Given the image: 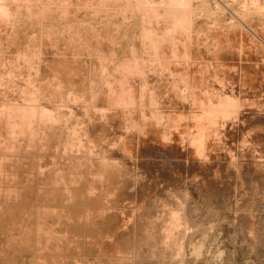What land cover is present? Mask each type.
<instances>
[{
  "label": "bare ground",
  "instance_id": "obj_1",
  "mask_svg": "<svg viewBox=\"0 0 264 264\" xmlns=\"http://www.w3.org/2000/svg\"><path fill=\"white\" fill-rule=\"evenodd\" d=\"M216 1V0H215ZM202 2V1H200ZM234 2V1H232ZM260 2V1H259ZM193 0H0V260H4L7 258V254H13V255H17L16 252L18 250V245L22 244L23 250H20L19 252H23L25 251L28 247V244H30L31 242H38L39 240L41 241V239L43 238V235L46 237L45 240L46 242H50L49 240H51L49 237L54 235V231H53V225H55L54 223L56 222V227H60L56 230V234H60L61 233H68V234H74V232L78 229H80L82 227V225L84 226L83 230L87 229L89 232L92 230H95L94 225L96 222L95 221H91L93 222L91 224V222H89L90 219L95 218L94 214L95 213H103V211H96L97 208L101 209L104 206V200H108L106 199V193L108 191L113 192L112 194H114L115 191H119L120 188L117 186V182L118 180L123 176L122 174L124 172H128L129 170L128 167H124L122 165V167H124L126 170L123 169V173H122V169L120 168L121 166L118 167L119 163H114L113 161L111 162V159L113 158L112 154H110L112 151V149H107L108 148V143L104 142L105 138H108V135H102V137H97L96 135L98 134L97 131L99 130H108V132H110L111 130H114V127L112 129L110 128V126L108 124H112L113 125H117L119 123V121L121 122L122 119H124L123 117H127L126 114L130 113V109L134 110L135 108H139V106L142 105L141 102H143V100H147L148 102V106L149 108L151 107V105L153 106L158 98L160 100V97L158 94H160L163 88L160 90L159 85L158 87L155 89V87H152L154 85H150L151 83V78H153L154 80H152L153 82H157L156 81V77H151L148 79V75L145 76V67L150 68V65H153V67L155 66V64L157 66H159L156 71L158 72V70L163 71L162 73H164V71L171 73V75L173 74L172 72L175 70L172 66L175 65V63H180L183 66L192 64L193 60V55L195 56V54H197L198 52L202 55V53L207 52L208 50L205 49H199V48H195V46H198L201 44V36L200 38L194 35L195 33H197V28L199 27L198 25H200V21L202 22L201 18H203L204 16L202 15V17L197 15V12L195 11L196 7L194 6L195 4H193ZM196 3V2H195ZM257 4V3H255ZM202 5V4H201ZM254 4H252L253 6ZM207 6V5H205ZM251 6V7H252ZM257 6V5H256ZM218 8V7H217ZM256 8V7H255ZM259 8V7H258ZM250 9V8H249ZM257 9V8H256ZM260 10V9H259ZM205 11V10H204ZM218 11V10H217ZM263 11V10H262ZM201 12V11H200ZM219 12V11H218ZM220 13V12H219ZM90 15L89 17H92V15L94 17L97 18V16H105L107 18L104 17V20L107 21H112L114 18L113 16L117 17H121V19H117L118 21H116V18L114 21V24H118L117 28H119V30H125V32L123 33V35L121 34V36H124V39L126 38L125 35L127 36L128 34L130 37H132L131 42L129 44L134 45V47H129L130 45L126 42H124L123 40H118L119 37L118 35H116V33L114 35L116 36H111L113 39L115 37H118V42H122V44L118 45L120 50H121V46L126 44L125 49H127V45L128 46V51L131 50V52H129L130 56L129 57H123L122 54H126V53H122V50L124 48H122V50L120 51L122 54H120L121 57L119 56H114L112 55L114 53V51H112V56L113 57H118V61L117 59L114 60V62L117 61L116 64H113V59L110 58V51L108 52L107 45H104L105 43L110 44L109 42L112 43L111 41H108L107 38H105V40H107V42L104 41V47L105 50L109 53L108 56L109 58L112 60L110 61L109 59V64L111 62V65H108V61H106L105 58L101 59L104 60L106 62V65L102 63H100V66L97 64V57L95 58V54H91L95 59H94V64L96 63L98 66L95 70V66L94 65V73H97L94 77L92 76L91 78H87V79H81L79 74L76 75V73L74 72V74L78 77V79L76 80H69L68 81H64V78H60L61 72H60V76L58 77L59 79H52V80H48L44 77L43 74L44 70H46L47 68L50 69L51 66H47L48 60L46 61V59H44L43 57L44 52L46 49H44L45 45H48L50 42L49 38L51 37L50 34H57L61 33V32H66L70 30H75V32L77 31V33H84V37L83 35L80 38V41H82V45L86 44V47H88L87 43H88V38L93 36V33H97L96 30H94L95 24L94 22L96 21V18H90V21L85 20V18L87 17L86 15ZM214 14V13H212ZM249 14V13H248ZM248 14H245L248 16ZM215 15V14H214ZM219 15V14H218ZM244 15V17H245ZM250 15V14H249ZM262 15L264 16V12L262 13ZM85 16V17H84ZM111 16V19H110ZM257 16V15H256ZM261 16V15H259ZM251 17V16H250ZM249 17V18H250ZM243 18V17H242ZM246 18V17H245ZM261 18V17H260ZM264 18V17H263ZM80 19V20H79ZM89 19V18H86ZM208 19V18H207ZM248 19V18H247ZM78 20V22H76ZM91 20H95L94 22ZM206 20V19H205ZM209 20V19H208ZM239 20V17H238ZM102 20H100L99 23H101ZM102 21V24H103ZM106 21V22H107ZM216 21V20H215ZM243 21V20H242ZM82 22L87 23V25L85 26ZM97 22V21H96ZM110 25H114V24ZM118 22V23H117ZM262 22V21H261ZM76 24V28L75 26L73 27L72 24ZM81 24L80 27L79 24ZM215 23V22H214ZM234 23V22H233ZM232 23V24H233ZM101 24L100 27H103L106 23H104L103 25ZM108 24V22H107ZM204 24V23H202ZM230 24V23H229ZM68 26L70 28L66 29L67 31H65V26ZM109 25V24H108ZM105 25V26H108ZM126 25V28H124ZM231 25V24H230ZM78 26L80 28H78ZM99 26V25H96ZM116 26V25H115ZM254 26V25H253ZM28 27L29 29L26 30L27 33H25L26 35H22V33H24V28ZM100 27H98L99 29H101ZM114 27V26H113ZM123 27V28H122ZM223 27V26H222ZM221 27V28H222ZM228 27V26H227ZM108 29V27H103V29ZM114 29V30H117ZM217 28V27H216ZM27 29V28H26ZM95 29H97L95 27ZM99 29H97L98 31H100ZM111 29V28H110ZM209 29V28H208ZM227 29V28H226ZM72 30V31H73ZM102 30V29H101ZM109 30V29H108ZM123 30V31H124ZM206 30V29H205ZM214 30V29H213ZM263 30V29H262ZM71 31V32H72ZM103 31V30H102ZM112 31V30H111ZM196 31V32H195ZM202 31V30H200ZM230 31V30H229ZM232 31V30H231ZM245 31V30H244ZM105 32V31H104ZM107 32V31H106ZM109 32V31H108ZM107 32V33H108ZM119 32V31H118ZM117 32V34H118ZM122 32V31H121ZM19 34L18 35H16ZM49 33V34H47ZM73 34H75L74 32H72ZM76 33V35H77ZM78 33V34H79ZM99 33V32H98ZM102 33V32H100ZM110 33V32H109ZM108 33V34H109ZM120 33V32H119ZM199 33V31H198ZM244 33V32H243ZM48 39H47V36ZM63 34V33H62ZM61 34V35H62ZM70 34V33H69ZM103 34V33H102ZM201 34V33H200ZM208 34V33H207ZM233 34V33H232ZM245 34V33H244ZM46 36V40L44 39V37ZM91 35V36H90ZM98 36V38L100 40H104L103 37H99V35L101 34H95ZM93 36V37H97V36ZM107 36V34H104L103 36ZM111 35V34H109ZM205 35V34H203ZM202 35V36H203ZM209 35V34H208ZM219 35V34H217ZM226 35V34H225ZM230 35V34H229ZM21 36V37H20ZM63 36V35H62ZM62 36L60 37L58 34V37L61 39ZM65 36V34H64ZM63 36V37H64ZM68 36V33L65 37ZM74 36V35H73ZM85 36H89L88 38ZM213 36H216L213 34ZM220 36V35H219ZM54 37V36H52ZM71 38L72 36H68V38ZM76 37V36H74ZM72 37V38H74ZM77 37V38H78ZM83 37V39H82ZM92 37V38H93ZM129 37V40H130ZM207 37V36H206ZM218 37V36H217ZM216 37V39H218ZM26 40V43H22L25 44V50L23 49V46L21 48H19V44L18 39ZM56 38V37H55ZM67 38V39H68ZM78 38V39H79ZM98 38L95 39L97 41L96 42H100V48L101 51L99 50V52H102V48L103 46H101V41H98ZM102 38V39H101ZM201 39L200 41L198 40ZM243 38V37H242ZM53 39V38H51ZM63 39V38H62ZM66 39V38H65ZM76 39V38H75ZM82 39V40H81ZM88 39V40H87ZM92 39V40H94ZM110 39V38H109ZM123 39V38H122ZM128 41V37L126 38ZM125 39V40H126ZM17 40V42H16ZM23 40V42H25ZM48 40V41H47ZM64 40V39H63ZM62 40V41H63ZM83 40H87V43H83ZM115 40V39H114ZM113 40V42H115ZM206 40V39H205ZM35 41V43H34ZM53 42L56 43L55 40H52ZM51 41V42H52ZM69 42H73L72 39L68 40ZM76 41V40H75ZM79 41V44H80ZM91 41V39H90ZM89 41V42H90ZM200 43H199V42ZM212 41V40H211ZM251 41V40H250ZM12 42V43H11ZM58 42V40H57ZM103 42V41H102ZM117 42V43H118ZM124 42V44H123ZM243 42V41H242ZM2 43H6V45L9 43L11 44V46L17 47V49H12L15 51H11V55H6L5 50L3 49V44ZM20 43V42H19ZM55 43H52L53 45ZM63 43V42H62ZM66 43V41H65ZM74 43V42H73ZM78 46H80L77 41L75 42ZM74 43V44H75ZM94 43V44H95ZM204 43V42H203ZM208 43V42H207ZM229 43V42H228ZM236 43V42H235ZM254 43V42H253ZM21 44V43H20ZM39 44L38 49L35 48L37 45ZM59 44L60 40H59ZM58 44V45H59ZM68 44V43H66ZM113 44V43H112ZM111 45H109L108 48H110ZM116 44V43H114ZM113 44V45H114ZM230 44V43H229ZM248 44V43H247ZM255 44V43H254ZM57 45V44H56ZM63 45V44H62ZM61 45V46H62ZM70 45V43L68 44ZM72 45V43H71ZM76 45V46H77ZM81 45V46H82ZM89 45H91L89 43ZM242 45V44H241ZM9 45H7L8 47ZM35 46V47H34ZM38 46V45H37ZM50 46V44L48 45ZM60 46V47H61ZM64 46V45H63ZM67 46V45H66ZM77 46V47H78ZM94 45L92 44L91 48ZM96 46H99V44L97 43V45H95V47H93L92 49L95 48V50L92 52L88 51V53H94L96 51ZM116 46V45H114ZM203 47L207 46L206 43H204V45L202 44ZM220 46V45H219ZM247 46V45H246ZM9 47V48H10ZM34 47V49L32 48ZM47 47V46H46ZM55 45H54V49H55ZM58 47V46H57ZM56 47V48H57ZM59 47V48H60ZM72 46L66 47V48H70ZM75 47V45H74ZM73 47V48H74ZM83 47V46H82ZM85 47V48H86ZM90 47V46H89ZM103 47V49H104ZM210 47V46H209ZM217 47V46H216ZM232 47V46H231ZM254 47V46H253ZM6 48V47H5ZM30 48H32L33 50H30ZM63 48V47H62ZM73 48H70V51L72 53ZM81 48V47H80ZM91 48H89L88 50H91ZM112 48V47H111ZM116 48V47H115ZM114 48V50H115ZM131 48V49H129ZM202 48V47H200ZM211 48V47H210ZM20 49V50H19ZM37 49V50H36ZM61 49V48H60ZM79 49V48H78ZM82 49V48H81ZM118 48H116L117 50ZM166 51L168 50V54L166 56H159L161 53H165L162 51ZM7 50V49H6ZM9 51L11 49H8ZM53 50V49H52ZM56 50V49H55ZM58 51H55L54 54L57 52H59V49H57ZM64 50V49H61ZM75 50V49H74ZM80 50V49H79ZM86 50V49H85ZM98 50V49H97ZM220 50V49H219ZM241 50V49H240ZM256 50V49H255ZM7 51V52H9ZM51 51V50H50ZM66 51V50H65ZM70 51L67 53L70 55ZM77 49H76V55H77ZM84 51V49H83ZM87 51V50H86ZM170 51V52H169ZM257 51V50H256ZM255 51V52H256ZM14 52V53H12ZM49 52V51H47ZM67 52V51H66ZM82 52V51H80ZM85 52V51H84ZM84 52H82L83 54H85ZM98 52V51H97ZM99 52H98V56H99ZM116 52V51H115ZM119 52V49H118ZM118 52H116L118 54ZM125 52V51H124ZM161 52V53H160ZM215 52V51H214ZM53 53V52H52ZM63 53V51H62ZM65 53V52H64ZM63 53V54H64ZM79 53V52H78ZM146 55H144V54ZM158 53H160L158 55ZM198 53V55H199ZM213 53V52H212ZM219 52H216V56H218ZM246 53V52H245ZM10 54V52H9ZM53 54V55H54ZM61 54V53H60ZM59 54V55H60ZM63 54L60 55V60L61 57H64ZM66 54V55H67ZM75 54V53H73ZM72 54V55H73ZM103 54L104 50H103ZM127 53V55H129ZM170 54V56L167 59V56ZM209 54V52L207 53ZM221 54V53H220ZM242 54V53H240ZM251 54V53H250ZM48 55V54H46ZM56 55V54H55ZM65 55V56H66ZM79 56V55H77ZM81 55V54H80ZM119 55V54H118ZM210 55V54H209ZM207 55V56H209ZM214 55V56H215ZM230 55V54H229ZM255 55V54H254ZM8 56V57H7ZM52 56V55H51ZM85 56V55H84ZM82 56V57H84ZM87 56V54H86ZM90 56V54H89ZM92 56L91 60H92ZM103 56V55H101ZM107 56V55H105ZM111 56V57H112ZM204 56V55H203ZM215 56V57H216ZM49 57V56H48ZM54 56L50 57L53 58ZM58 57V56H56ZM56 57H54L55 59H57ZM68 57V56H67ZM68 57V58H70ZM74 57V55L72 56ZM81 57V58H82ZM166 57V58H165ZM196 57V56H195ZM194 57V58H195ZM211 57V56H210ZM232 57V56H231ZM246 57V56H245ZM248 57V56H247ZM59 58V57H58ZM80 58V57H79ZM78 58V59H79ZM85 58V57H84ZM83 58V59H84ZM88 58V57H87ZM99 58V57H98ZM108 58V57H106ZM121 58V59H119ZM164 60H163V59ZM193 58V59H194ZM221 58V57H220ZM244 58V57H243ZM49 59V58H48ZM67 59V58H66ZM71 59V58H70ZM73 59V58H72ZM71 61L73 62L74 60H78L77 58H75L74 60ZM82 59V60H83ZM99 59V60H100ZM166 59V60H165ZM196 59V58H195ZM198 59V58H197ZM44 60V61H43ZM59 59H57L56 61H58ZM65 60V59H62ZM61 60V61H62ZM81 61V59H79ZM85 60V59H84ZM90 60V61H91ZM100 60V61H101ZM191 61V63H189ZM220 59H218L219 62ZM50 61V60H49ZM53 62L55 60H52ZM70 61V64H71ZM79 61V62H80ZM86 61H88L86 59ZM85 61V63H86ZM93 61V60H92ZM91 61V62H92ZM99 61V62H100ZM45 62L47 63L46 66L44 65ZM52 65L55 64L56 62L53 63ZM60 63V61H58ZM57 62V64H58ZM69 62V60H68ZM67 62V63H68ZM77 62V61H76ZM78 62V63H79ZM84 62V61H83ZM89 62V61H88ZM196 62V61H195ZM199 62V61H198ZM197 62V63H198ZM201 62V60H200ZM217 62V61H216ZM217 62V63H218ZM66 63V64H67ZM75 63V62H74ZM84 63L83 67H86V64ZM90 63V62H89ZM196 63V64H197ZM209 63V61H208ZM208 63L207 65H204L202 67L206 68L208 67ZM216 63V64H217ZM221 63V62H220ZM233 63V62H232ZM61 64L66 65L65 62L63 61L62 63H60L59 68H61ZM148 64V65H147ZM180 64L176 65L179 66ZM195 64V65H196ZM213 64V63H212ZM222 64V63H221ZM253 64V63H252ZM251 64V65H252ZM77 66V64H74ZM72 65L73 67H76ZM92 65V64H91ZM90 65V66H91ZM146 65V66H145ZM200 65V63H198V65L196 66V70L197 67ZM210 65V63H209ZM215 65V63H214ZM220 64L215 65L217 67H219ZM230 65V64H229ZM263 65V64H262ZM56 66V65H55ZM71 66V65H70ZM67 66V67H70ZM88 66V65H87ZM86 67V69L88 70V68H93V65L90 67ZM145 66V67H144ZM155 66V67H157ZM182 66V67H183ZM190 66V65H189ZM212 65H210L209 67H211ZM222 66V65H221ZM224 66V65H223ZM261 66V65H260ZM58 67V66H57ZM56 67V68H57ZM73 67H71L72 69H74ZM82 67V66H81ZM151 66V68H153ZM181 67V65H180ZM195 68V66H192ZM192 67H184L181 68L184 71H179L180 74L181 72H185L186 70H188L190 68V71L194 68ZM201 67V66H200ZM214 67V66H213ZM231 67V66H230ZM256 67V66H255ZM258 67V66H257ZM64 68V66L62 67V69ZM146 68V69H147ZM173 68V69H172ZM221 68V67H219ZM238 68V67H237ZM235 69L238 70V69ZM69 69V68H68ZM71 69V70H72ZM79 69V68H78ZM77 69V70H78ZM82 69V68H81ZM80 69V70H81ZM85 69V68H84ZM90 69V70H91ZM178 69V68H177ZM180 69V68H179ZM199 69V68H198ZM213 69V68H212ZM241 69V68H240ZM239 69V70H240ZM51 70V69H50ZM49 70V73H50ZM54 69H52L53 71ZM66 70V68H65ZM70 70V76L73 72V70ZM89 70V71H90ZM98 70V71H97ZM151 70V69H150ZM173 70V71H172ZM195 70V69H194ZM195 70V71H196ZM201 70V68H200ZM199 72L203 71L201 70ZM204 70V69H203ZM209 70H211L209 68ZM238 70V71H239ZM51 71V72H52ZM62 71V70H61ZM69 71V70H68ZM76 71V70H75ZM88 71V73H89ZM145 71V72H144ZM148 71V70H147ZM152 71H155V68L152 69ZM152 71L151 74L153 73ZM156 71L154 73H156ZM190 71H188L189 73H191ZM215 71V70H214ZM233 71V68L232 70ZM56 72V71H54ZM64 72V69L62 71V73ZM79 72V71H78ZM77 72V73H78ZM84 73H87L86 71H83ZM91 72V71H90ZM187 72V71H186ZM206 72V71H205ZM230 71H228L229 73ZM48 73V72H47ZM45 74L46 75H49ZM80 73V72H79ZM88 73L86 74L88 76ZM93 73V74H94ZM153 73V74H154ZM161 73V72H160ZM161 73V75H162ZM178 73V70L177 72ZM189 73H182L181 75L184 77H180L181 75L179 74V81L182 82V84L184 85V87L182 88V84L181 87L182 89H178L177 86L175 85V89L180 90L179 92H182L181 90H185L186 91H190L192 90L195 85L197 84L196 81L194 83H196L193 86H191L190 83V76ZM197 73L196 72H192V76H194L193 74ZM220 73V72H219ZM227 73V74H228ZM233 72H231L232 74ZM238 73V72H237ZM237 73H234L237 74ZM245 73V72H244ZM52 74L54 75V73L52 72ZM58 74V73H57ZM66 74V73H65ZM66 78L67 75H65ZM91 74V73H90ZM150 74V75H151ZM157 74V73H156ZM155 74V75H156ZM175 74V71H174ZM208 74V73H207ZM222 74V73H221ZM220 74V75H221ZM230 74V75H231ZM241 74V72H240ZM51 75V74H50ZM49 75V76H50ZM52 75V78H53ZM69 75V73H68ZM73 75V74H72ZM85 75L82 73V76ZM159 75V74H158ZM166 75V74H165ZM168 75V74H167ZM177 75V74H176ZM198 75H201V73H197L195 74V79ZM204 75V74H202ZM206 75V74H205ZM211 75V74H210ZM214 75V74H213ZM224 75V74H223ZM255 75V74H254ZM63 76V77H64ZM90 76V75H89ZM170 76V75H169ZM227 76V75H226ZM226 76H224V78H226ZM242 76V75H241ZM246 76V75H245ZM244 76V77H245ZM257 76V75H256ZM47 77V76H46ZM72 77V76H71ZM74 77V78H77ZM147 77V78H146ZM161 77V76H160ZM160 77H158V80L160 79ZM162 77H164V75H162ZM216 77V75L214 76V78ZM223 77V76H222ZM252 77V76H251ZM258 77V76H257ZM48 78V77H47ZM50 78V77H49ZM57 78V77H56ZM65 78V79H66ZM80 78V79H79ZM83 78H85L83 76ZM138 78V79H137ZM165 78V77H164ZM175 78V77H174ZM199 78V77H198ZM213 78V80H214ZM217 78V77H216ZM234 78V77H233ZM236 78V75H235ZM247 78V77H246ZM245 78V79H246ZM256 78V77H255ZM262 78V77H261ZM72 79V78H70ZM173 79V78H172ZM192 79V78H191ZM201 79V78H200ZM211 79V78H209ZM258 79V78H257ZM256 79V80H257ZM162 80V79H161ZM164 80V79H163ZM212 80V79H211ZM229 80V79H228ZM239 80V79H238ZM249 80V79H248ZM165 81H167L165 79ZM172 81V80H171ZM194 81V79H193ZM202 81V79H201ZM204 81V80H203ZM201 82L202 84L204 82ZM231 81V80H230ZM259 81V80H258ZM139 82V83H138ZM160 82V81H159ZM177 82V81H173L172 83ZM211 82V81H210ZM229 82V81H228ZM138 83V85H137ZM171 83V84H172ZM200 83V85H202ZM212 83V82H211ZM215 83V82H213ZM244 83V82H243ZM252 82H250L251 84ZM156 84V83H155ZM165 84V83H163ZM176 84V83H175ZM179 84V83H177ZM218 84V83H217ZM240 84V83H239ZM180 85V84H179ZM193 85V83H192ZM199 85V86H200ZM245 85V84H244ZM262 85V84H261ZM260 85V86H261ZM151 86V87H150ZM156 86V85H155ZM166 86V84H165ZM174 86V84H173ZM197 86V85H196ZM206 86V85H205ZM208 86V84H207ZM210 86V85H209ZM217 86V85H216ZM230 86V85H229ZM241 86V85H240ZM248 86V84H247ZM203 87V86H201ZM214 87V85H213ZM212 87V88H213ZM233 87V86H232ZM245 87V86H244ZM138 89V92L136 89ZM170 88V87H169ZM197 88V87H196ZM199 88V87H198ZM219 88V87H218ZM256 88V87H255ZM157 89H159V91H161L160 93ZM173 89V87H172ZM171 89V90H172ZM245 89V88H244ZM243 89V90H244ZM134 90H136V92L138 93H134ZM164 90V89H163ZM167 90V88H166ZM195 90V88H194ZM197 90V89H196ZM153 91H157V92H153ZM165 91V90H164ZM175 91V90H174ZM203 91V90H202ZM223 91V90H222ZM168 93H170L169 91H167ZM191 92V94H190ZM188 94L190 95H185L186 93H182L185 98L188 97H194V100L197 99L196 94L192 91H190ZM199 91H197L198 93ZM201 92V91H200ZM199 92V93H200ZM217 92V91H216ZM165 93V92H163ZM166 93V94H168ZM171 93H173L171 91ZM207 94V92H205ZM223 93V92H222ZM231 93V91H230ZM233 93V92H232ZM181 94V93H180ZM181 94V95H182ZM193 94H195V96H193ZM238 94V93H237ZM244 94V93H243ZM164 95V94H163ZM163 95L161 96V98L163 97ZM178 95V94H177ZM182 95V96H183ZM199 96V94H197ZM204 95V94H203ZM226 96H218L217 98H211L212 100L215 99V101L213 102H207V106H205V104L203 105V102L200 103L201 107L198 110L200 112H195V114L197 115H192L194 117H192L194 119V121H189V123L191 122L192 125L194 127L190 128L191 132H195L192 134V138H187L190 141V146H189V150L190 152H192L193 154H195V156H197L199 161L198 164L196 163L195 165H198L202 168V163H203V155H205V152L208 151L207 150V144L210 143V141L212 142V137L214 136L215 132L214 129L213 130V126L217 125V122L220 121V124L222 125L223 123L225 124V122H229V120H231L232 118H235L238 115L239 112V108L241 107L239 99L237 100L235 97L233 96H227L228 94H223ZM169 96V94H168ZM167 96V97H168ZM215 96V94H214ZM212 96V97H214ZM170 97V96H169ZM174 97V95L172 96ZM208 97V96H207ZM218 97H220L218 99ZM147 98V99H144ZM166 97H164L165 99ZM175 98V97H174ZM177 98H180L179 96H177ZM175 98V99H177ZM183 98V97H181ZM202 101L204 100L203 97ZM138 99V100H137ZM140 99V104L138 107L136 106L139 102ZM163 99V98H162ZM168 99V98H167ZM184 99H181L184 101ZM193 99V98H191ZM199 99V98H198ZM197 99V100H198ZM208 98L205 99V102L207 101ZM216 99H218V101H216ZM246 99V98H245ZM158 100V101H159ZM170 100V99H169ZM172 100V99H171ZM178 100V99H177ZM193 100V101H194ZM197 100H195L194 102H196ZM200 100V99H199ZM210 100V99H208ZM248 100V98H247ZM246 100V101H247ZM256 100V99H255ZM264 100V99H263ZM138 101V102H137ZM161 101V100H160ZM189 101V100H188ZM250 101V100H249ZM253 101V99H252ZM162 102V101H161ZM173 102V101H172ZM178 102V101H177ZM186 102V100H185ZM189 104V102H186ZM199 102V101H198ZM201 102V101H200ZM146 103V102H145ZM143 104L146 106V104ZM158 103V102H157ZM156 103V104H157ZM197 103V102H196ZM155 104V105H156ZM161 104V103H159ZM182 104V103H181ZM191 104V103H190ZM79 109L78 112H74L75 110V106ZM142 105V106H143ZM158 105V104H157ZM156 105V106H157ZM162 105V104H161ZM178 105V104H177ZM195 105V104H192ZM198 105V104H197ZM160 106V105H159ZM158 106V109H159ZM179 106V105H178ZM183 106V104H182ZM189 106V105H187ZM191 106V105H190ZM196 106V105H195ZM243 106V105H242ZM144 107V106H143ZM168 107V106H167ZM171 107V106H170ZM169 107V108H170ZM174 107V106H173ZM192 107V106H191ZM76 108V109H77ZM118 108V109H117ZM134 108V109H133ZM142 108V107H141ZM149 108L145 110H149ZM176 108V107H175ZM185 108V107H183ZM243 108V107H242ZM121 109V110H119ZM143 109V108H142ZM141 109V110H142ZM157 109V108H156ZM155 109V110H156ZM165 109V107H164ZM163 108H161L160 110H163ZM167 109V108H166ZM179 109V108H178ZM188 109V108H187ZM124 110H129V111H124ZM131 110V111H132ZM140 110V109H137ZM144 109L142 110V113L144 115V118H146L145 116L149 115L146 113H150L153 116V119L155 120V127H157L158 129L160 128V124H161V117L163 116V120L165 115L167 116L168 114L164 113L165 115H160L161 113H156L153 112H147ZM152 110V109H151ZM180 110V109H179ZM184 110V109H183ZM192 110V109H191ZM197 110V109H194ZM243 109H240L239 115L241 114V111ZM113 111H117V113H112ZM136 111V110H135ZM158 111V110H157ZM166 111V110H165ZM169 111V110H168ZM262 111V110H261ZM140 112V111H139ZM138 112V114H139ZM161 112V111H160ZM167 112V111H166ZM172 112V111H171ZM171 112L169 114H171ZM174 112V111H173ZM177 112V111H176ZM190 112V111H188ZM249 112V111H248ZM134 113V111L132 112ZM175 113V112H174ZM125 114V116H124ZM136 114V115H138ZM140 112V115H142ZM154 114V115H153ZM163 114V112H162ZM180 114V112H179ZM183 114L185 115V113L183 112ZM188 114V113H187ZM186 114V115H187ZM246 114V113H245ZM248 114V113H247ZM252 114V113H251ZM255 114V113H254ZM128 114V117L129 118ZM142 115V116H143ZM176 115V114H175ZM182 115V113H181ZM190 114H188L189 116ZM119 121H118V117ZM134 116V115H133ZM150 116V115H149ZM172 116V115H171ZM179 117V115H177ZM187 116V117H188ZM191 116V115H190ZM242 116V115H241ZM240 116V117H241ZM244 116V115H243ZM131 117V116H130ZM136 117V116H135ZM138 117V116H137ZM140 117V116H139ZM173 117V116H172ZM169 117L170 119L175 118L176 116H174L173 118ZM184 118V116H182ZM180 118L183 120V118ZM239 117V118H240ZM132 118V117H131ZM143 118V117H142ZM141 118V119H142ZM143 118V119H144ZM149 117H147L148 119ZM152 118V117H150ZM168 118V116H167ZM166 118V119H167ZM189 118V117H188ZM185 117V119H188ZM238 118V119H239ZM242 118V117H241ZM240 118V120H241ZM245 118V117H244ZM247 118V117H246ZM245 118V119H246ZM116 119V120H115ZM126 119V118H125ZM137 119V118H136ZM134 118H132L131 122L133 120H136ZM140 119V118H139ZM140 119V120H141ZM165 119V120H166ZM177 121L179 120V118H177ZM184 119V120H185ZM237 120V118H235ZM244 119V120H245ZM162 120V121H163ZM168 120V119H167ZM192 120V119H191ZM234 120V119H232ZM125 122L127 121L124 120ZM130 121V120H128ZM145 121V120H144ZM173 121V120H171ZM176 121V120H174ZM181 120H179L180 122ZM238 121V120H237ZM250 121H251V117H250ZM253 123L251 124L253 128L259 129L258 131V136L261 138V140L259 139V141H263L264 142V117H253ZM251 121V122H252ZM123 122V121H122ZM124 122V123H125ZM138 122V121H137ZM148 122V120H147ZM151 122V121H150ZM178 122V123H179ZM226 122V123H227ZM240 122V121H239ZM163 123V122H162ZM169 123V121H168ZM171 123V122H170ZM174 123V122H173ZM242 123V122H241ZM130 124V123H129ZM136 124V122H135ZM139 124V122H138ZM145 124V123H144ZM143 124V125H144ZM167 124V123H166ZM165 122L163 125H166ZM177 124V123H176ZM176 124H174V126L176 127ZM223 124V125H224ZM126 125V124H125ZM134 125V124H132ZM140 125V124H139ZM186 125V124H185ZM220 125V126H221ZM147 126V125H146ZM154 126V125H152ZM167 126V125H166ZM212 126V127H211ZM232 126V125H231ZM239 126V125H238ZM247 126V125H246ZM117 127V126H116ZM133 127V126H132ZM137 127H139L137 125ZM187 127H189L187 125ZM217 130H219L218 126ZM215 127V128H216ZM223 127V126H222ZM230 127V126H227ZM130 128V127H129ZM143 128V126L141 127ZM152 128V127H151ZM156 128V130H157ZM162 128H166L164 126H161ZM170 128V127H169ZM172 128V127H171ZM174 128V127H173ZM177 128V127H176ZM179 128V127H178ZM212 128L214 134H211V130ZM225 128V127H224ZM240 128V127H239ZM252 128V129H253ZM123 129H126V127L121 128L118 127V132L121 133V131H123ZM138 128H136V130L132 133L134 134ZM182 129V128H181ZM185 129V128H183ZM208 129L211 131L209 132ZM234 129V127H233ZM116 130V129H115ZM144 130V129H143ZM148 130V129H147ZM160 130V129H159ZM165 130V129H163ZM168 130V129H167ZM216 130V131H217ZM223 130V129H222ZM221 130V131H222ZM230 130V129H229ZM235 130V129H234ZM238 130V128H237ZM242 130V129H240ZM244 130V129H243ZM248 130V129H247ZM117 131V130H116ZM131 131V130H130ZM141 130H139L140 132ZM161 131V130H160ZM171 131V130H170ZM175 131V130H174ZM189 131V132H190ZM236 131V130H235ZM129 132V131H128ZM156 132V131H155ZM169 132V131H168ZM166 132H161L160 134H158L157 131V138H159L163 142H167L166 140L170 137H166ZM172 132V131H171ZM183 132V131H182ZM188 131H185V133H187ZM220 132V131H219ZM227 132V131H225ZM257 132V131H256ZM101 133V131H100ZM112 133V131H111ZM114 133V132H113ZM112 133V135H113ZM124 133V131H123ZM127 133V132H126ZM126 133H124L126 135ZM144 133V132H143ZM148 133H150V131H148ZM184 133V134H185ZM224 132H222L223 134ZM236 133V132H234ZM232 132V134H234ZM110 134V133H109ZM137 134V132H136ZM153 134V133H152ZM150 134V135H152ZM169 135L173 134V133H168ZM190 134V133H189ZM188 134V135H189ZM221 134V135H222ZM225 134V133H224ZM231 134V135H232ZM244 134V133H243ZM111 135V134H110ZM122 135V134H121ZM132 135V134H130ZM149 135V136H150ZM187 135V134H186ZM213 135V136H212ZM226 135V134H225ZM106 136V137H105ZM129 136V135H128ZM136 138V135H134ZM140 136V135H139ZM148 136V137H149ZM212 136V137H211ZM216 136V135H215ZM218 136V134H217ZM216 136V137H217ZM230 136V135H229ZM233 136V135H232ZM236 136V134L234 135ZM238 136H239V132H238ZM114 137V136H113ZM133 137V136H132ZM131 137V138H132ZM142 137V136H141ZM140 137V138H141ZM147 137V136H146ZM154 137V135H153ZM152 137V138H153ZM173 137V135H172ZM183 137V136H182ZM185 137V136H184ZM187 137V136H186ZM185 137V138H186ZM191 137V136H190ZM221 137V136H219ZM218 137V138H219ZM225 137V136H224ZM223 137V138H224ZM228 137V136H226ZM247 137V136H246ZM130 138V137H129ZM134 138V137H133ZM140 138H138V140H140ZM156 138V139H157ZM167 138L165 141L164 139ZM171 138V137H170ZM222 138V137H221ZM234 138V137H233ZM238 138L240 139V136L237 137L236 140H238ZM248 138V137H247ZM256 138V137H255ZM142 139V138H141ZM155 139V137H154ZM157 139V140H159ZM212 139V140H211ZM217 139V138H216ZM226 139V138H225ZM228 139V138H227ZM232 139V138H231ZM252 139V138H251ZM258 139V138H257ZM256 139V140H257ZM108 140V139H107ZM137 140V139H136ZM145 140V138H144ZM148 140V138H147ZM150 140V139H149ZM180 140V139H179ZM220 140V139H218ZM242 140V139H241ZM248 140V139H246ZM245 140V142H246ZM117 141V140H116ZM120 141V140H118ZM126 141V139H125ZM124 141V142H125ZM133 141V140H132ZM230 141V140H229ZM109 142V141H108ZM113 142V141H112ZM111 142V143H112ZM146 142V140H145ZM154 142V141H153ZM171 142V141H170ZM181 142V140H180ZM218 142V141H217ZM228 142V141H227ZM239 142V140H238ZM241 142V141H240ZM257 142V141H256ZM261 142V143H263ZM120 143V142H119ZM135 143V142H134ZM139 143V142H138ZM142 143H144L142 141ZM155 143H157V141H155ZM159 143H161V141H159ZM158 143V144H159ZM177 143V142H176ZM174 142V145L176 144ZM226 143V142H225ZM229 143V142H228ZM234 143V142H233ZM244 143V142H243ZM252 143V142H250ZM249 143V144H250ZM100 144H102V147L100 146ZM123 144V143H122ZM127 144V143H126ZM131 144V143H130ZM137 144V143H136ZM152 144V143H151ZM162 144V143H161ZM161 144L155 146L154 144H152V152L156 153L157 155L160 156H165V158L172 156V152H177L179 150L178 147H173L172 146L168 147L169 145L166 146V144H164L166 147L164 148ZM171 145V143H169ZM185 144V142H184ZM182 143V146L184 145ZM119 145V144H118ZM129 145V144H128ZM133 145V144H132ZM138 145V144H137ZM139 148H142L143 144L139 143ZM147 145V142H146ZM179 145V144H178ZM187 145V144H185ZM215 145V144H214ZM213 145V146H214ZM224 145V144H223ZM99 150L97 149V147H99ZM114 146V145H112ZM120 146V145H119ZM122 146V145H121ZM125 146V145H124ZM135 146V145H134ZM176 146V145H175ZM252 146V145H251ZM116 147V145H115ZM145 147V146H144ZM150 147V150H151ZM180 147V146H179ZM186 147V146H185ZM188 147V146H187ZM232 147V146H231ZM235 147V146H234ZM239 147V146H238ZM103 148V149H102ZM121 148V147H120ZM118 150V146H117V150L119 151L117 153V150L115 149L116 153L119 154L121 152L120 149ZM127 147H125L126 149ZM130 148V147H129ZM132 148V147H131ZM146 148V147H145ZM212 148V146H211ZM249 148V147H248ZM135 149V147L133 148V150ZM138 149V146L137 148ZM144 149V148H142ZM141 149V150H142ZM183 149V148H182ZM215 149V148H214ZM212 149V150H214ZM221 149V148H220ZM109 150V151H107ZM129 150V149H128ZM140 150V149H139ZM175 150V151H174ZM224 150V149H223ZM222 150V151H223ZM232 150V149H231ZM124 151V149H123ZM130 151V150H129ZM149 151V150H148ZM146 149V153L148 152ZM185 151V150H184ZM182 151V154L183 152ZM211 151V149H210ZM221 151V152H222ZM230 151V150H229ZM228 151V152H229ZM240 151V150H239ZM259 151V150H258ZM112 156L111 158L110 155L108 157V155L105 156V154L108 153ZM114 152V151H113ZM135 152V151H134ZM143 152H145L143 150ZM151 152V153H152ZM180 152V151H178ZM177 152V153H178ZM216 152V151H215ZM96 153L100 154L96 156ZM122 153V152H121ZM125 153V152H124ZM124 153H122L124 155ZM127 153V152H126ZM150 152H148L149 154ZM150 153V154H151ZM214 153V152H213ZM115 154V153H113ZM115 154V161L116 162H120L121 159L120 157L116 158ZM121 154V155H122ZM134 153H132L133 155ZM139 154V152H138ZM210 154V153H209ZM120 155V154H119ZM118 155V156H119ZM136 155V154H135ZM141 155V154H140ZM178 155V154H177ZM184 155H186V153H184ZM188 155V154H187ZM208 155V153H207ZM257 155V154H256ZM125 156V155H124ZM146 156V154H145ZM193 156V155H192ZM248 156V155H247ZM122 157V156H121ZM128 157V156H127ZM126 157V158H127ZM131 157V156H130ZM152 157V156H151ZM172 157H175L174 155ZM195 157V158H197ZM223 157V156H222ZM108 158V159H107ZM124 158V157H123ZM135 158V157H134ZM137 158V157H136ZM142 158H144L142 156ZM186 158V157H184ZM189 158V157H188ZM193 158V159H195ZM207 158V157H206ZM250 158V156H249ZM255 158V157H254ZM110 159V160H109ZM114 159V158H113ZM119 161H117V160ZM129 159V158H128ZM164 159V157H163ZM171 159V158H170ZM231 159V157H230ZM100 161L101 163L104 162L105 160H108L110 163L108 162H104L102 165H100V163H97V161ZM126 160V159H125ZM148 160V159H147ZM146 160V161H147ZM153 160V159H152ZM155 160V159H154ZM158 160V159H157ZM233 160V159H232ZM231 160V161H232ZM239 160V159H238ZM250 160V159H249ZM258 160V159H257ZM98 161V162H99ZM130 161V159H129ZM136 161V160H135ZM139 161V160H138ZM145 161V160H144ZM160 161V160H159ZM178 161V159H177ZM207 161V160H206ZM253 161V160H252ZM132 162V161H131ZM149 162V161H148ZM151 162V161H150ZM149 162V164H150ZM168 162V160H167ZM165 162V163H167ZM180 162V161H179ZM205 162V160H204ZM212 162V161H211ZM217 162V161H216ZM227 162V161H226ZM130 163V162H129ZM183 163V162H182ZM194 163V161H193ZM192 163V164H193ZM228 163V162H227ZM233 163V162H232ZM249 163V162H248ZM99 164V165H98ZM124 164V163H123ZM155 164L152 163V165ZM168 164V163H167ZM184 164V163H183ZM189 164V163H188ZM224 164V163H223ZM222 164V166H223ZM234 164V163H233ZM238 164V163H237ZM253 164V163H252ZM97 165V166H96ZM121 165V163H120ZM130 165V164H128ZM166 165V164H165ZM194 164L192 165L194 168L198 169L197 166H195ZM212 165V164H211ZM215 165V164H214ZM220 165V164H219ZM227 165V164H225ZM230 165H232L230 163ZM236 165V164H235ZM246 165V164H244ZM249 165V164H248ZM256 165V163L254 164V166ZM263 165V164H262ZM126 166V165H125ZM135 166V165H134ZM149 166V165H148ZM160 166V165H159ZM182 166V164H181ZM187 166V165H186ZM185 166V168H186ZM204 166V165H203ZM206 166V165H205ZM216 166V165H215ZM221 166V165H220ZM247 166V165H246ZM253 166V167H254ZM152 169V166H150ZM156 167V166H155ZM189 167V166H188ZM214 167V166H212ZM217 167V166H216ZM228 167V166H227ZM226 167V168H227ZM232 167V166H231ZM238 167V166H236ZM244 167V166H243ZM251 167V166H250ZM261 167V166H260ZM149 168V167H148ZM224 168V166L222 167ZM234 169V167H232ZM232 168H230V170L233 172ZM239 168V167H238ZM248 168V167H247ZM258 168V167H257ZM138 169V167H137ZM140 169V168H139ZM184 169V167H183ZM188 169V168H187ZM208 169V168H207ZM243 169V168H241ZM246 169V167H245ZM244 169V170H245ZM249 169V168H248ZM149 170V169H148ZM153 170V169H152ZM163 170V169H162ZM168 170V169H167ZM222 170V169H221ZM247 170V169H246ZM235 171H237L235 169ZM251 172V170H249ZM255 171V170H254ZM167 172V171H166ZM231 172V173H232ZM137 173V172H136ZM140 173V172H139ZM236 173V172H235ZM148 174V173H147ZM125 175V173H124ZM127 175V174H126ZM125 175V176H126ZM164 175V174H163ZM167 175V174H166ZM170 176V175H169ZM249 176V175H248ZM247 176V177H248ZM124 177V176H123ZM142 177V176H141ZM213 177V176H212ZM223 177V176H222ZM241 177V176H240ZM145 178V177H144ZM226 178V177H225ZM246 180L241 181V183L236 184L240 185L239 189L241 187V185L244 184V182L247 184H251L253 183V178H246L244 177ZM123 179V178H122ZM261 179V178H260ZM121 180V179H120ZM119 180V182H120ZM149 180V179H148ZM207 180V179H206ZM223 180V179H222ZM242 180V179H241ZM123 181V180H122ZM150 181V180H149ZM196 181V180H195ZM233 181V180H232ZM240 181V180H238ZM183 182V181H182ZM192 182V181H191ZM215 182V181H214ZM229 182V181H227ZM149 183V182H148ZM216 183V182H215ZM226 183V182H225ZM255 183V182H254ZM204 184V183H203ZM202 184V185H203ZM210 184V183H209ZM214 184V183H213ZM217 184V183H216ZM260 189L263 187L264 188V182H260L259 183ZM160 185V184H159ZM201 185V184H200ZM212 185V184H211ZM227 185V184H226ZM244 185V188H246ZM208 186V185H207ZM223 186V185H222ZM225 186V185H224ZM258 186V184H257ZM215 187V186H214ZM228 187V186H227ZM243 187V186H242ZM241 187V188H242ZM216 188V187H215ZM229 188V187H228ZM235 189V187H233ZM237 188V187H236ZM262 188V189H263ZM213 189V188H212ZM221 189V188H220ZM223 189V188H222ZM238 189V190H239ZM259 189V188H258ZM259 189V190H260ZM122 190V189H121ZM217 190V189H216ZM228 190V189H227ZM237 190V189H236ZM215 191V189H214ZM218 191V190H217ZM226 187L225 190H220L218 192H216L217 194H215V197L218 201L220 199L223 200V203H225V201L227 200L226 198L230 199L229 194H227L226 192ZM263 190H261L262 192ZM109 192L108 195L111 193ZM120 192V191H119ZM200 192V191H199ZM233 192V191H232ZM116 193V192H115ZM118 193V192H117ZM121 193V192H120ZM123 193V192H122ZM125 193V192H124ZM127 193V192H126ZM140 193V192H139ZM171 193V192H170ZM236 193V191H235ZM241 193V192H240ZM239 193V194H240ZM244 193V192H243ZM107 195V196H108ZM117 195V194H116ZM122 195V194H121ZM124 195V194H123ZM234 195V194H233ZM250 195V194H249ZM131 196V195H130ZM242 197V196H241ZM258 197V196H257ZM110 198V196H109ZM112 198V197H111ZM122 198V197H121ZM188 198V197H187ZM124 199V198H123ZM233 199V198H232ZM235 199V197H234ZM122 200V199H121ZM183 200V199H182ZM255 200V199H254ZM113 201V200H112ZM141 201V199H140ZM178 201V200H177ZM216 201V202H218ZM231 201V199L229 200ZM261 201V200H260ZM221 202V200H220ZM219 202V204H220ZM248 202V201H247ZM250 202V201H249ZM257 202V201H256ZM108 203V202H107ZM123 203V202H122ZM121 203V204H122ZM227 203V202H226ZM263 203V202H262ZM132 204V203H131ZM140 204V203H139ZM138 204V205H139ZM237 204V203H236ZM103 205V207H102ZM145 205V204H144ZM233 205V204H232ZM231 205V206H232ZM243 205V204H242ZM263 205V204H262ZM107 206V205H106ZM111 206V205H109ZM108 206V207H109ZM236 206V205H235ZM238 206V205H237ZM140 207V206H139ZM166 207V206H165ZM246 207V206H245ZM106 208V207H105ZM105 208H103L105 210ZM120 208V207H119ZM122 208V207H121ZM120 208V209H121ZM146 208V207H145ZM157 208V207H156ZM248 208V207H247ZM119 209V210H120ZM123 209V208H122ZM254 209V208H253ZM256 209V208H255ZM262 209V207H261ZM98 210V209H97ZM102 210V209H101ZM107 210V209H106ZM105 210V211H106ZM251 210V209H250ZM96 211V212H95ZM104 211V212H105ZM122 211V210H121ZM141 211V210H139ZM143 211V210H142ZM159 211V210H158ZM167 211V210H166ZM170 211V210H169ZM179 211V210H178ZM107 212V211H106ZM130 212V211H129ZM132 212V211H131ZM176 212V211H175ZM180 212V211H179ZM193 212V211H192ZM127 213V212H126ZM143 213V212H142ZM171 213V212H170ZM183 213V212H182ZM252 213V212H251ZM250 213V215H251ZM113 214V213H112ZM136 214V213H135ZM262 214V213H261ZM119 215V214H118ZM156 215V214H155ZM185 215V214H184ZM232 215V214H231ZM246 215V214H245ZM254 215V214H253ZM257 215V214H256ZM255 215V216H256ZM47 216H51V220H53V225H51L50 227L52 229H49L46 231H44V229L46 227H48L49 223L47 226H45V228H43L42 222H46V220H48ZM101 214H98L96 216V218H100ZM113 216V215H112ZM124 216V215H123ZM122 216V217H123ZM157 216V215H156ZM254 216V217H255ZM68 218L69 220L66 222H62V220L65 221V219L62 218ZM126 217V216H124ZM244 217V215H243ZM242 217V218H243ZM259 217V216H258ZM47 218V219H46ZM95 218V219H96ZM106 218V217H105ZM119 218V217H118ZM117 218V219H118ZM121 218V217H120ZM130 218V217H129ZM248 218V217H246ZM45 219V221H44ZM104 219V216L103 218ZM115 219V218H114ZM116 219V220H117ZM169 219V218H168ZM173 219V218H172ZM236 219V218H235ZM252 219V218H251ZM119 220V219H118ZM256 220V219H255ZM258 220V219H257ZM49 221V220H48ZM162 220H160L159 222H161ZM170 221V222H169ZM236 221V220H235ZM252 221V220H251ZM58 222H62V224L60 225ZM159 222L156 223L155 221V225L157 227H161V223L164 222L162 221L160 224ZM186 222V221H185ZM52 223V222H50ZM114 223V222H113ZM117 223V222H115ZM122 223V222H121ZM128 223V222H127ZM153 223V222H152ZM165 223V222H164ZM172 221L171 219L168 220V225L166 224L165 226V236H171L169 234H171L172 232V227H174V224L172 225ZM177 223V222H176ZM180 223V221H179ZM46 224V223H44ZM103 224V223H102ZM120 224V223H119ZM129 224V223H128ZM136 224V223H135ZM153 224V225H154ZM105 225V224H104ZM103 225V226H104ZM108 225V224H107ZM114 225V224H113ZM110 226V225H109ZM116 226V225H114ZM112 226V227H114ZM155 226V227H156ZM163 226V225H162ZM180 226V225H179ZM186 226V225H185ZM55 227V226H54ZM80 227V228H79ZM98 228H100L97 225ZM96 227V228H97ZM102 227V226H101ZM107 227V226H106ZM111 227V226H110ZM122 227V226H121ZM156 227V228H157ZM116 228V227H115ZM137 228V227H136ZM135 228V229H136ZM143 228V227H142ZM148 228V227H147ZM146 228L145 232L148 230ZM180 228V227H179ZM184 228V227H183ZM251 228V227H250ZM258 228V227H257ZM104 229V228H103ZM133 229V228H132ZM131 229V230H132ZM134 229V230H135ZM145 229V228H144ZM159 229V228H158ZM162 229V228H161ZM77 230V231H78ZM80 230V233L81 231ZM106 230V229H105ZM107 230H109V228H107ZM132 230V231H134ZM139 230V229H138ZM140 230H142L140 228ZM139 230V232H141ZM175 230V229H174ZM195 230V229H194ZM63 231V232H62ZM76 231V232H77ZM103 231V230H102ZM113 231V230H112ZM116 231V229H115ZM122 230H120L119 232H121ZM144 231V230H143ZM163 231V234H164ZM86 232V231H84ZM114 232V231H113ZM137 232V231H136ZM137 232V233H139ZM177 232V231H176ZM252 232V231H251ZM87 233V232H86ZM93 233V232H92ZM96 232H94L95 234ZM123 233V232H122ZM144 233V232H141ZM141 233H139V235H141ZM147 233V232H146ZM145 233V235H146ZM179 233V232H178ZM55 234V235H56ZM76 234V233H75ZM94 234H91L94 235ZM104 234V233H103ZM106 234V233H105ZM182 234V233H181ZM188 234V233H187ZM67 235V234H66ZM77 235V234H76ZM79 235V234H78ZM135 235V234H134ZM138 235V234H137ZM138 235V236H139ZM144 235V236H145ZM150 235V234H149ZM149 235H146L147 237H149ZM161 235V234H160ZM183 235V234H182ZM193 235V234H192ZM42 236V238H41ZM72 236V235H71ZM84 236V235H83ZM89 236V235H88ZM91 236H89V238H91ZM110 236V235H109ZM118 236V235H117ZM151 236V235H150ZM164 236V235H163ZM162 236V237H163ZM177 236V235H176ZM175 236V237H176ZM107 237V236H106ZM105 237V238H106ZM130 237V236H129ZM161 237V238H162ZM41 238V239H40ZM60 238V237H59ZM63 238V237H62ZM68 238V237H67ZM72 238V237H71ZM74 238H76V236H74ZM85 238V237H83ZM93 238V237H92ZM98 238V237H97ZM112 238V237H111ZM55 239V238H54ZM65 239V238H64ZM164 239V238H163ZM166 239V238H165ZM206 239V238H205ZM57 240V239H56ZM78 240V239H77ZM81 240V239H79ZM78 240V241H79ZM130 240V239H129ZM174 240V239H173ZM44 241V239H43ZM83 241V240H82ZM86 241V240H85ZM94 241V239H93ZM169 241V240H168ZM167 241V242H168ZM61 242V241H59ZM64 242V241H63ZM63 242H61L63 244ZM98 242V241H97ZM115 242V241H114ZM121 242V241H120ZM171 242V241H169ZM187 242V241H186ZM193 242V241H192ZM74 243V242H73ZM91 243V242H89ZM111 243V242H110ZM173 243V242H172ZM76 244V243H75ZM86 244V243H85ZM84 244V245H85ZM166 244V243H165ZM171 244V243H170ZM66 245V243H65ZM65 245H61V247H66ZM77 245H80L77 243ZM124 245V244H123ZM156 245V244H155ZM42 246V245H41ZM60 246V245H58ZM57 246V247H58ZM72 246V245H71ZM68 249V243H67V249L66 248H62L63 250H68L70 252V250L75 252V247H71ZM96 246V245H95ZM122 246V245H121ZM126 246V245H125ZM165 246V245H164ZM177 246V245H176ZM174 246V247H176ZM37 247V245H36ZM87 247V246H86ZM79 248V247H78ZM81 248V247H80ZM79 248V250H80ZM89 249L92 247H88ZM96 248V247H95ZM108 248V247H107ZM162 248V247H161ZM165 248V247H164ZM170 248V247H169ZM51 249V248H50ZM77 249V248H76ZM89 249H87L89 251ZM94 249V248H93ZM92 249V250H93ZM128 249V248H127ZM177 249V247H176ZM181 249V248H180ZM183 249V248H182ZM33 250V249H32ZM133 250V249H132ZM173 250V249H172ZM179 250V249H177ZM176 250V251H177ZM27 251V250H26ZM58 251V250H56ZM60 251V250H59ZM67 251V253H68ZM72 251V253H73ZM83 253L85 252L84 250H82ZM95 251V250H94ZM93 251V252H94ZM99 251V250H98ZM106 251V250H105ZM184 251V250H183ZM61 252V251H60ZM64 252V251H63ZM81 252V251H79ZM91 252V251H90ZM92 252V253H93ZM124 252V251H123ZM136 252V251H135ZM179 252V251H177ZM103 253V252H102ZM62 253L60 254V256L66 257L64 256ZM71 254V253H70ZM69 254V256H70ZM108 254V253H107ZM76 255V253L74 254ZM102 255V254H101ZM109 255V254H108ZM135 255V254H134ZM178 255V254H177ZM68 256V257H69ZM86 256V254L84 255ZM88 256V255H87ZM94 256V255H93ZM37 257V256H36ZM53 257V256H52ZM59 257V256H58ZM113 257V256H112ZM138 257V256H137ZM20 258V257H19ZM33 258V257H32ZM39 258V257H38ZM61 258V257H60ZM106 258V257H105ZM123 258V257H122ZM62 261L64 258H61ZM76 259V258H74ZM85 259V258H84ZM83 259V260H84ZM97 259V258H96ZM108 259V258H107ZM137 259V258H136ZM168 259V258H167ZM49 260V259H48ZM82 260V259H81ZM76 261V260H75ZM89 261V260H88ZM179 261V260H178ZM75 263V262H74ZM78 263V262H77ZM76 263V264H77ZM102 263V262H101ZM111 263V262H110ZM152 263V262H151ZM166 263V262H165ZM44 264V263H43ZM56 264V263H55ZM84 264V263H83ZM147 264V263H146Z\"/></svg>",
  "mask_w": 264,
  "mask_h": 264
},
{
  "label": "rangeland",
  "instance_id": "obj_2",
  "mask_svg": "<svg viewBox=\"0 0 264 264\" xmlns=\"http://www.w3.org/2000/svg\"><path fill=\"white\" fill-rule=\"evenodd\" d=\"M202 1V2H200ZM234 1V2H232ZM260 1V2H259ZM193 4H195L194 6L196 7L195 11L197 12V15L200 17H202V15L204 16L203 18H201L202 22L200 21V25H198L199 27L197 28V33H195L194 35L197 37L200 38L201 36V39L198 38V40L200 41H203L204 43L207 44V46L203 47L202 44L204 45L203 42H201V44L198 46H195V48H199V49H205V50H208L207 52L205 53H202V55L199 53L195 54V56L193 55V62L192 64L194 65H191V64H188V65H185L183 66L182 62H178V63H175V65H173L172 63V66H175L173 67L175 70V74H174V71L172 72L173 74L171 75V73H168L166 71H164V73H162L163 71H159L158 72L156 71L157 69H159L160 67L157 66L155 64V66L157 67H153V65H150L149 64V67L150 68H147L145 67V76L149 78L151 77H156V81L157 82H153L152 80H154L153 78H151V83L150 85H154L152 87H155V89L158 87L159 85V89L161 90L163 88V85H164V90L162 89L161 91L165 92H161L159 91V89H157L159 92L157 91H153V92H157V93H160L158 94L159 96L157 97H160V101L159 98L156 102H154L155 104L149 108L148 106V102L147 100H143L142 105L145 103V105H141L140 104V99H139V102L138 104L136 105L137 107L139 105V108H133L134 110L130 109L129 110H124V111H129L130 114L129 115V118L128 117V114L127 117H123L124 119L120 117H118V121H119V118H121V122L119 121V123L117 125H113L112 122L111 124H108L109 126H113L114 127V130H111L110 132H108V130H99L97 131L98 134L96 135L97 137H102V135H108V138H105L104 139V142L106 140V142L108 143V148L107 149H112V151H109L111 152L110 154H112L113 158L111 159V162L113 161L114 163H119L118 167L121 166L120 168L122 169V173H123V169L126 170L124 167H128L127 170H129L128 172H124L122 174L123 176L118 180L117 182V186L120 188V192L117 190L114 192V194H112L113 192L111 191H108L106 194L108 195L109 192H111L108 196L106 195V199H109L108 200H104V206L106 207H102L105 208V211L103 208L99 209L97 208L96 211L100 212V211H103V213H95L94 216L98 215V214H101L100 218H93V219H90L89 222L91 221H95L96 223L94 224L93 222H91V224L93 223L94 225V228L95 230H92V231H88L87 229L83 230L84 226L82 225V227L76 232H74V234H64V233H61V231H59V234H56L58 232V229L60 227H56L58 225H56V222L54 223L55 225H53V220H51V216L49 218V216H47L48 220H46V224H44L42 222V225H43V228H45V226L48 225V227H46L44 229V231L49 230V229H52L51 225H53V231H54V235L53 236H50L49 238L51 240H49L50 242H46L47 240L45 239L46 237L43 235V238L41 236V241L39 240L37 243L36 242H31L30 244H28V248L23 251V252H19L20 250H23V247L22 244L18 245V250L16 252L17 255H13V254H7V258L4 259L3 261L0 260V264H264V188L260 189V182H264V142L263 141H259V139L261 140V138L258 136V131L259 129H256L251 127L252 123H253V117H264V16L262 15V13L264 12V0H193ZM196 2V3H195ZM257 3V4H255ZM202 4V5H201ZM252 4H254L252 6ZM207 5V6H205ZM257 5V6H256ZM252 6V7H251ZM218 7V8H217ZM257 9H256V8ZM259 7V8H258ZM250 8V9H249ZM260 9V10H259ZM205 10V11H204ZM220 12H218V11ZM263 10V11H262ZM201 11V12H200ZM214 13V14H212ZM250 15H249V14ZM219 14V15H218ZM245 14H248L245 15ZM245 15V17H244ZM257 15V16H256ZM261 15V16H259ZM87 17L86 18H89V19H86L85 20H88L90 21V18H96L92 15V17H89L91 16V14L89 15H86ZM251 16V17H250ZM85 17V16H84ZM98 17V20L96 18V21L94 22L95 26L94 27V30H96L97 33H93V36L95 34H101L99 35V37H103L104 40H100L97 37H89V36H85V39L86 37L89 39L88 40V43H87V40H83V43H87L88 47H86V44L84 46V44L82 45V41H80V38L81 36L83 35L84 37V33H77V31L75 32V30H70L71 26L68 27L67 25L65 27H68V28H65V31H67L66 29H69V31H67L68 33V36H76L74 38H68L65 37L67 35L66 32H61V33H58L59 36L61 37L62 35L65 36L62 38L64 39H60L58 37V34L56 36V34H50V38H49V41L50 42V46L48 45H45L44 49L45 52H44V59H46V61L48 60L47 63L50 62V64H47L45 62V66L47 64V66H51V70L50 69H46L44 70V73L45 74H48L49 73V70H50V73L49 75H44V77L46 79H59L58 77L60 76V72H61V75L64 76L67 75L68 78H66V76H60V78H64L63 80L64 81H68L69 80H76L78 79V75H81L80 78L81 79H87V78H91L92 76L94 77L97 73H94L93 70L95 68H97V66L99 65L100 66V63H102L103 61V64L106 65V62H105V59L106 61H108V65H111V62L109 64V60L112 61L111 59H113V64H116L117 61H118V57H113L112 55L114 56H119L121 57L123 55L124 58L126 57H129L130 54L129 52H131V50L128 51V46L129 47H134V45L131 46V44H129L131 42V39L132 37H130L129 35L131 34H128L127 36L125 35V37L127 38L128 37V41L127 39L125 40L124 39V36H121V34L123 35V33L125 32V30H119V28H117L118 24H114V21L116 16H113V20L111 19V16H110V19L112 20V24H114L113 26L110 25L111 22L110 21H103L104 20V17L105 16H97ZM238 17H239V20H238ZM243 17V18H242ZM250 17V18H249ZM261 17V18H260ZM107 18V17H105ZM209 20H208V19ZM248 18V19H247ZM119 19H121V17H117L116 18V21H118ZM206 19V20H205ZM80 20V19H79ZM100 20L103 21V24L106 23L105 25H108V26H103V27H108V29L106 28L105 30L103 29V27H100L101 24H102V21L101 23ZM216 20V21H215ZM243 20V21H242ZM108 24H107V22ZM262 21V22H261ZM78 22V20L76 21ZM215 22V23H214ZM234 22V23H233ZM84 24V22H82ZM118 23V22H117ZM204 23V24H202ZM231 25H230V24ZM233 23V24H232ZM79 24V23H77ZM83 24L82 26H80L81 24H79L80 27H83ZM102 24V25H103ZM85 26L87 25V23L84 24ZM96 25H99V26H96ZM116 25V26H115ZM254 25V26H253ZM72 26L76 28V24H72ZM78 26V28H80ZM126 28V25H124ZM223 26V27H222ZM228 26V27H227ZM95 27L97 29H99L98 27H100L101 29H99L100 31H98L97 29H95ZM217 27V28H216ZM222 27V28H221ZM27 28V29H26ZM24 28V33H22V35H26L25 33H27L26 30H28L29 28L26 27ZM111 28V29H110ZM117 30H114L116 29ZM123 28V27H122ZM209 28V29H208ZM227 28V29H226ZM206 29V30H205ZM214 29V30H213ZM263 29V30H262ZM112 30V31H111ZM202 30V31H200ZM230 30V31H229ZM232 30V31H231ZM245 30V31H244ZM74 32L75 34H73L72 32ZM105 31V32H104ZM111 35H109L107 32ZM120 33H119V32ZM122 31V32H121ZM195 31V32H196ZM199 31V33H198ZM99 32V33H98ZM102 32V33H100ZM116 35H118V37H115L114 40L112 37L113 36H116L114 35L115 33ZM118 32V34H117ZM245 34H244V33ZM63 33V34H62ZM70 33V34H69ZM77 33V35H76ZM114 33V34H113ZM201 33V34H200ZM209 35H208V34ZM233 33V34H232ZM20 34V33H19ZM19 34L16 33V35L19 36ZM49 34V33H47ZM46 34V36H47ZM62 34V35H61ZM104 34H107V36H103ZM205 34V35H203ZM216 35V36H213ZM219 34V35H217ZM226 34V35H225ZM230 34V35H229ZM74 35V36H73ZM79 35V37H78ZM81 35V36H80ZM113 35V36H112ZM203 35V36H202ZM45 36V35H44ZM46 36L44 37V39L46 40ZM48 36H47V39H48ZM54 36V37H52ZM109 36V37H108ZM112 36V37H111ZM132 36V35H131ZM207 36V37H206ZM218 36V37H217ZM21 37V36H20ZM56 37V38H55ZM79 39H78V38ZM82 37V39H83ZM93 37V38H92ZM108 37V38H107ZM129 37H130V40H129ZM216 37L218 39H216ZM243 37V38H242ZM53 38V39H51ZM66 38V39H65ZM68 38V39H67ZM76 38V39H75ZM98 38V41L100 40L101 41V46L104 47V45H107V48L104 47H101L102 48V52H99V50L101 51L100 48V42H96L97 40L95 39ZM105 38H107L108 41H111L112 40V43H116L114 46L111 42H109L110 44L108 43H105L104 44V41L107 42V40H105ZM110 38V39H109ZM123 40L124 42L126 41L129 45H127V49H125L126 47V44L123 46H121V50L122 48H124L122 50V53H128L129 55L126 54H122L120 51V48H119V44L121 45L122 42H118V40ZM123 38V39H122ZM21 39V38H20ZM71 40L75 43L77 41V43L79 44V41H80V46H78L76 43L74 44L73 42H69L68 40ZM81 39V40H82ZM91 39V41H90ZM94 39V40H92ZM102 39V38H101ZM118 39V40H117ZM206 39V40H205ZM24 39H21L19 40L18 39V42L16 40V42L19 44V48H21L23 45V49L22 50H25V44L22 45V43H26V40H24L25 42H23ZM52 40H55V42H53ZM58 40V42H57ZM59 40H60V43L61 45L59 44ZM63 40V41H62ZM76 40V41H75ZM113 40L115 42H113ZM212 40V41H211ZM251 40V41H250ZM52 41V42H51ZM70 43V45L66 44L65 43ZM90 41V42H89ZM103 41V42H102ZM198 41V42H199ZM243 41V42H242ZM21 44H20V43ZM63 42V43H62ZM118 42V43H117ZM123 42V44H124ZM125 42V43H126ZM208 42V43H207ZM230 44H229V43ZM236 42V43H235ZM255 44H254V43ZM12 43V42H11ZM35 43V41H34ZM52 43H55L54 45L57 47H55L54 49V45ZM72 43V45H71ZM89 43L91 45H89ZM95 43V44H94ZM97 43L99 44V46H96V51L94 53H90L91 51L93 52L95 50L92 49L93 47H95V45H97ZM200 43V42H199ZM248 43V44H247ZM4 46H3V49L5 50L6 52V55H11V51H15L13 50L14 48L17 49V47H14V46H11V44H7L9 45L7 47L6 43H2ZM57 44V45H56ZM59 44V45H58ZM92 44L94 45L92 48ZM104 44V45H102ZM112 44V48H108L109 45ZM242 44V45H241ZM22 45V46H20ZM38 45V46H37ZM35 45L34 47L38 49L39 47V44ZM67 45V46H66ZM75 45V47H74ZM78 47H77V46ZM83 47H82V46ZM220 45V46H219ZM247 45V46H246ZM47 46V47H46ZM61 46V47H60ZM69 46H72L70 47L71 49L73 48V51L71 53L70 51V48H66V47H69ZM90 46V47H89ZM211 48H210V47ZM217 46V47H216ZM232 46V47H231ZM254 46V47H253ZM6 47V48H5ZM10 47V48H9ZM34 47H32L34 49ZM61 49H64V50H61ZM63 47V48H62ZM82 49H81V48ZM86 47V48H85ZM119 49V52H118V49L116 50V48ZM202 47V48H200ZM32 48H30V50H33ZM80 50H79V49ZM89 48H91V50H88ZM105 48L108 50V52L110 51L111 49V52L110 53V58L108 56V52L105 50ZM115 48V50H114ZM7 49V50H6ZM8 49H11L10 51ZM36 49V50H37ZM53 49V50H52ZM57 49H59V52L57 54V52L54 54L55 51H58ZM75 49V50H74ZM76 49L78 50L77 51V56L76 55ZM86 52H84L83 51ZM87 51H86V50ZM98 49V50H97ZM131 49V48H129ZM220 49V50H219ZM241 49V50H240ZM257 51H256V50ZM20 50V49H19ZM35 50V49H34ZM51 50V51H50ZM67 52H66V51ZM103 50H104V53L103 54ZM9 51V52H7ZM49 51V52H47ZM63 51V53H62ZM70 51V55L71 57L69 56V54H67L68 52ZM84 52L85 54H83L82 52ZM88 51H90L88 53ZM99 52V56L97 55L98 52ZM112 51H114V53L112 54ZM118 52V54L116 52ZM125 51V52H124ZM215 51V52H214ZM256 51V52H255ZM53 52V53H52ZM79 52V53H78ZM162 52H165V53H158L159 56H166L168 54V50L166 51H162ZM170 52V51H169ZM209 52V54H207ZM213 52V53H212ZM216 52H219L218 53V56H216ZM246 52V53H245ZM14 53V52H12ZM63 54L64 57H61V60L62 59H65V60H60V55ZM75 53V54H73ZM97 53V54H96ZM216 55H215V54ZM221 53V54H220ZM242 53V54H240ZM251 53V54H250ZM48 54V55H46ZM54 54V55H53ZM60 54V55H59ZM67 54V55H66ZM74 57H72L73 55ZM81 54V55H80ZM87 54V56H86ZM92 56L91 54H95V58L92 56V60H91V57L89 56ZM112 54V55H111ZM120 54H122L120 56ZM144 54V53H142ZM166 54V55H165ZM230 54V55H229ZM255 54V55H254ZM56 57L57 59H59L58 61H60V63H62L63 61L65 62L66 65H63L61 64V68H59V65L60 63L58 61H56L57 59H55L54 57L53 58H50L52 56ZM66 55V56H65ZM75 55L77 57H75ZM85 55V56H84ZM103 55V56H101ZM107 55V56H105ZM126 55V57H125ZM146 55V54H144ZM204 55V56H203ZM209 55V56H207ZM216 57H215V56ZM7 56V57H8ZM49 56V57H48ZM70 57L72 60H74L75 58H79L81 59V61L78 59V60H74L73 62L71 61ZM84 56V57H82ZM112 56V57H111ZM147 56V55H146ZM163 56V57H164ZM170 56V54L167 56V59L168 57ZM211 56V57H210ZM232 56V57H231ZM246 56V57H245ZM248 56V57H247ZM82 57V58H81ZM88 57V58H87ZM99 57V58H98ZM105 58L104 60H101L103 58ZM108 57V58H106ZM121 57V58H123ZM221 57V58H220ZM244 57V58H243ZM49 58V59H48ZM67 58V59H66ZM85 60H84V59ZM101 58V59H100ZM119 58V59H121ZM166 58V57H165ZM198 58V59H197ZM83 59V60H82ZM86 59L88 61H86ZM94 59L95 61L97 62V64L95 63L94 64ZM101 61H100V60ZM109 59V60H107ZM116 62H114V60H116ZM163 59V58H162ZM218 59L219 62H218ZM50 60V61H49ZM52 60H55L54 62H56L55 64L52 65ZM92 62H91V61ZM164 60V59H163ZM166 60V59H165ZM189 63H191V61ZM201 60V62H200ZM44 61V60H43ZM70 61H71V64H70ZM77 61V62H76ZM80 61V62H79ZM84 61V62H83ZM86 61V63H85ZM100 61V62H99ZM196 61V62H195ZM199 61V62H198ZM210 65H212L211 67H209V63ZM218 63H217V62ZM53 62V63H54ZM58 62V64H57ZM75 62V63H74ZM79 62V63H78ZM200 63V65L197 67V70H196V66L198 65V63ZM222 64H221V63ZM233 62V63H232ZM84 63L86 64V67L90 66L91 64L93 65V68H88V70L86 69V67L84 65ZM197 63V64H196ZM208 63V67L204 68L205 66L204 65H207ZM213 63V64H212ZM219 65V67L215 68L216 66L214 65ZM217 63V64H216ZM253 63V64H252ZM74 64H77L74 65ZM83 64V65H82ZM180 64L179 66L176 67V65ZM196 64V65H195ZM230 64V65H229ZM252 64V65H251ZM263 64V65H262ZM56 65V66H55ZM71 65V66H70ZM72 65L76 66V67H73ZM88 65V66H87ZM91 65V66H92ZM94 65H96L94 67ZM148 65V64H147ZM190 65V66H189ZM222 65V66H221ZM224 65V66H223ZM261 65V66H260ZM58 66V67H57ZM64 66V72L62 73L63 69L62 67ZM67 66H70V67H67ZM82 66V67H81ZM90 66V67H91ZM98 66V67H99ZM151 66L153 68H151ZM183 66V67H182ZM192 67V66H195L192 67L194 68L197 73H201V75H196V79H195V74H193L194 76H192V72H196L194 69H192L190 71V68L188 70H186L185 72H181V74L183 73L184 76H185V73H189L188 71H190L191 73H189V75L191 74L190 76V83H191V86L194 87L195 85V90L194 88L190 91L194 92L196 94H193V96H195L197 99L196 102H194V97H188V98H185L184 99V95L182 93H186L185 95H190L191 92L188 90L185 92V90H181L182 92H179L180 90L178 89H182L184 87V85L182 84V82L179 81L180 77H184L180 74V70L181 71H184L183 69L181 68H186V67ZM201 66V67H200ZM204 66V67H202ZM214 66V67H213ZM231 66V67H230ZM256 66V67H255ZM258 66V67H257ZM57 67V68H56ZM71 67H73L74 69H72ZM159 67V68H158ZM240 69H238V68ZM66 68V70H65ZM69 68V69H68ZM79 68V69H78ZM82 68V69H81ZM85 68V69H84ZM147 68V69H146ZM155 68V71L156 73H154L155 71H152V69ZM172 68V69H173ZM178 68V69H177ZM180 68V69H179ZM184 68V69H185ZM199 68V69H198ZM203 71L202 72H199V70ZM209 68L211 70H209ZM213 68V69H212ZM233 68V71H231ZM238 69L235 71V69ZM52 69H54L52 71ZM73 70L71 76H70V70ZM78 69V70H77ZM81 69V70H80ZM91 69V70H90ZM151 69V70H150ZM187 69V68H186ZM204 69V70H203ZM62 70V71H61ZM69 70V71H68ZM71 70V71H72ZM76 70V71H75ZM83 71H86L88 73V76L86 75L87 73H84L82 72ZM148 70V71H147ZM178 70V73L181 75L179 77V74L176 73ZM200 70V71H201ZM215 70V71H214ZM54 73V75L52 74V72ZM56 71V72H54ZM80 73H79V72ZM98 71V70H97ZM152 71L153 73L151 74ZM206 71V72H205ZM228 71H230L228 73ZM48 72V73H47ZM74 72L76 73V75L74 74ZM78 72V73H77ZM162 75H164V77H162ZM220 72V73H219ZM231 72H233L231 74ZM238 72V73H237ZM241 72V74H240ZM245 72V73H244ZM58 73V74H57ZM69 73V75H68ZM82 73L85 74L83 75L85 78H83L82 76ZM91 73V74H90ZM94 73V74H93ZM208 73V74H207ZM222 73V74H221ZM228 73V74H227ZM234 73H237L235 74L236 75V78H235V75ZM151 74V75H150ZM156 74V75H155ZM159 74V75H158ZM166 74V75H165ZM168 74V75H167ZM177 74V75H176ZM204 74V75H202ZM206 74V75H205ZM211 74V75H210ZM214 74V75H213ZM221 74V75H220ZM224 74V75H223ZM231 74V75H230ZM255 74V75H254ZM52 75H53V78H52ZM59 75V76H58ZM90 75V76H89ZM170 75V76H169ZM216 75V77L214 78V76ZM227 75V76H226ZM242 75V76H241ZM246 75V76H245ZM258 77H257V76ZM151 76V77H150ZM161 76V77H160ZM223 76V77H222ZM224 76H226V78H224ZM245 76V77H244ZM252 76V77H251ZM50 77V78H49ZM57 77V78H56ZM74 77H77V78H74ZM87 77V78H86ZM146 77V78H147ZM158 77H160V79L158 80ZM175 77V78H174ZM199 77V78H198ZM234 77V78H233ZM247 77V78H246ZM256 77V78H255ZM262 77V78H261ZM66 78V79H65ZM72 78V79H70ZM79 78V79H80ZM173 78V79H172ZM192 78V79H191ZM202 81L204 82L203 84L201 83V79ZM211 78V79H209ZM214 78V80H213ZM246 78V79H245ZM258 78V79H257ZM138 79V78H137ZM162 79V80H161ZM164 79V80H163ZM165 79L167 81H165ZM194 79V81H193ZM229 79V80H228ZM239 79V80H238ZM249 79V80H248ZM257 79V80H256ZM172 80V81H171ZM177 81V82H174L172 83L173 81ZM231 80V81H230ZM259 80V81H258ZM160 81V82H159ZM196 81V83H194ZM212 83H211V82ZM229 81V82H228ZM215 82V83H213ZM244 82V83H243ZM250 82H252L250 84ZM139 83V82H138ZM137 83V85H138ZM156 83V84H155ZM165 83V84H163ZM172 83V84H171ZM176 83V84H175ZM179 83V84H177ZM193 83V85H192ZM200 83L202 85H200ZM218 83V84H217ZM240 83V84H239ZM158 84V85H157ZM174 84V86H173ZM181 84L183 85L182 88L181 87ZM208 84V86H207ZM245 84V85H244ZM248 84V86H247ZM262 84V85H261ZM156 85V86H155ZM175 85L177 86L178 89H175ZM200 85V86H199ZM206 85V86H205ZM210 85V86H209ZM214 85V87H213ZM217 85V86H216ZM230 85V86H229ZM241 85V86H240ZM261 85V86H260ZM150 86V87H151ZM180 86V87H178ZM203 86V87H201ZM233 86V87H232ZM245 86V87H244ZM162 87V88H161ZM170 87V88H169ZM173 87V89H172ZM197 87V88H196ZM199 87V88H198ZM213 87V88H212ZM219 87V88H218ZM256 87V88H255ZM167 88V90H166ZM245 88V89H244ZM136 89V88H135ZM138 89L137 88V92H138ZM172 89V90H171ZM197 89V90H196ZM244 89V90H243ZM136 90H134V93L136 94ZM175 90V91H174ZM203 90V91H202ZM223 90V91H222ZM167 91H169L170 93H168ZM171 91L173 93H171ZM197 91H201L200 93ZM217 91V92H216ZM231 91V93H230ZM190 92V94H188ZM207 92V94L205 93ZM223 92V93H222ZM233 92V93H232ZM168 93V94H166ZM183 95H181V94ZM228 94L227 96H233L235 97L237 100L239 99V102H240V105L241 107L238 109L239 112H240V109H243L241 111H244V112H241V114L239 115V112H238V115L235 117L237 118V120L235 118H232L234 120H229V122H225V124L221 125L220 124V121L217 122V125L219 128V130H217V127L216 126H211L214 129V132L212 130V128L208 131L211 132V134L213 133L214 136L212 137V142L210 141V143L207 144V150L205 152V155H203V163H202V168L198 165H195L196 163L198 164V158L197 156H195V154H193L192 152L188 151L189 150V146H190V141L188 140L189 138H192V134L194 132H191L194 127L191 126L192 123L189 121H194V119L192 117L193 114L194 115H197L195 114V112H200L198 110H201L199 109L201 107L200 103L203 102V105L205 104V106H207V102H214L215 99H211V98H217V95L221 97L223 96H226V95H223V94ZM238 93V94H237ZM244 93V94H243ZM138 94V93H137ZM164 94V95H163ZM178 94V95H177ZM199 94V96L197 95ZM204 94V95H203ZM215 94V96H214ZM163 95V99L161 98V96ZM174 95L175 98H177V96H179L180 98H177L175 99L174 97H172ZM168 96V97H167ZM208 96V97H207ZM214 96V97H212ZM164 97H166L164 99ZM183 97V98H181ZM203 97V101H202V98ZM168 98V99H167ZM193 98V99H191ZM208 98L210 100L207 99V101L205 102V99ZM220 97H218L219 99ZM246 98V99H245ZM248 98V100H247ZM144 99H147V98H144ZM170 99V100H169ZM172 99V100H171ZM181 99H184L181 100ZM218 99H216V101H218ZM253 99V101H252ZM256 99V100H255ZM138 100V99H137ZM189 102L186 103L185 102ZM189 100V101H188ZM194 100V101H193ZM212 100V101H211ZM247 100V101H246ZM250 100V101H249ZM173 101V102H172ZM178 101V102H177ZM199 101V102H198ZM201 101V102H200ZM184 102L186 104H184ZM161 103V104H159ZM183 106H182V104ZM191 103V104H190ZM179 106H178V105ZM192 104H195V105H192ZM198 104V105H197ZM160 105V106H159ZM189 105V106H187ZM192 107H191V106ZM243 105V106H242ZM158 106H159V109H158ZM168 106V107H167ZM171 106V107H170ZM174 106V107H173ZM75 107V110L74 112H78V108L76 107V105L74 106ZM145 110V107L146 109L149 108V110L154 111L153 112H156V113H161L160 115H165L166 113L168 114V118L167 116L165 115L164 117V120H163V116L161 117V124H160V130L155 127V120L153 119V116L150 114V113H146L149 114L147 116H145L146 118H144V115H145V112H142V108ZM165 107V109H164ZM170 107V108H169ZM176 107V108H175ZM185 107V108H183ZM243 107V108H242ZM77 108V109H76ZM157 108V109H156ZM161 108L164 109L163 110H160ZM167 108V109H166ZM180 110H179V109ZM188 108V109H187ZM118 109V108H117ZM137 109H140V110H137ZM142 109V110H141ZM152 109V110H151ZM156 109V110H155ZM184 109V110H183ZM192 109V110H191ZM194 109H197V110H194ZM121 110V109H119ZM132 110V111H131ZM136 110V111H135ZM149 110H145L147 112H150ZM158 110V111H157ZM167 112H166V111ZM169 110V111H168ZM262 110V111H261ZM134 111V113H132ZM141 114L144 113V115H140V112ZM161 111V112H160ZM172 111V112H171ZM175 113H174V112ZM177 111V112H176ZM190 111V112H188ZM195 111V112H194ZM249 111V112H248ZM139 112V114H138ZM163 112V114H162ZM171 112V114H169ZM180 112V114H179ZM183 112L185 113V115L183 114ZM113 114L114 113H117V111H113L112 112ZM165 113V114H164ZM182 113V115H181ZM190 114L188 116V114ZM246 113V114H245ZM248 113V114H247ZM252 113V114H251ZM255 113V114H254ZM138 114V115H136ZM176 114V115H175ZM187 114V115H186ZM134 115V116H133ZM154 115V114H153ZM176 116L177 118H179V120H181L179 122V120L177 121L176 117L173 118L172 116ZM179 115V117L177 116ZM242 115V116H241ZM244 115V116H243ZM136 119V120H132V118ZM136 116V117H135ZM138 116V117H137ZM140 116V117H139ZM184 116V118L182 117ZM189 118H188V117ZM242 118H241V117ZM144 119H143V118ZM147 117H149L147 119ZM152 117V118H150ZM169 117H172L173 119H170ZM183 118L180 119V118ZM188 118V119H185ZM241 120H240V118ZM246 119H245V118ZM250 117H251V121H250ZM127 121L125 122L124 120ZM141 120H140V119ZM168 120H167V119ZM239 118V119H238ZM166 119V120H165ZM185 119V120H184ZM192 119V120H191ZM245 119V120H244ZM116 120V119H115ZM130 120V121H128ZM145 120V121H144ZM148 120V122H147ZM173 120V121H171ZM176 120V121H174ZM123 121V122H122ZM139 124H138V122ZM151 121V122H150ZM169 121V123H168ZM240 121V122H239ZM125 122V123H124ZM136 122V124H135ZM163 122V123H162ZM165 122V124L167 125H163ZM171 122V123H170ZM174 122V123H173ZM179 122V123H178ZM242 122V123H241ZM130 123V124H129ZM145 123V124H144ZM177 123V124H176ZM126 124V125H125ZM134 124V125H132ZM144 124V125H143ZM174 124H176V127L174 126ZM186 124V125H185ZM191 124V125H190ZM137 125L139 127H137ZM147 125V126H146ZM154 125V126H152ZM187 125L189 127H187ZM221 125V126H220ZM232 125V126H231ZM239 125V126H238ZM247 125V126H246ZM110 128L112 129L113 127ZM117 126V127H116ZM133 126V127H132ZM143 126V128H141ZM161 126H164L166 128H162L161 129ZM223 126V127H222ZM227 126H230V127H227ZM118 127L121 128H125L126 129H123L124 133H126V135L123 133V131L118 132ZM130 127V128H129ZM152 127V128H151ZM170 127V128H169ZM172 127V128H171ZM174 127V128H173ZM179 127V128H178ZM216 127V128H215ZM225 127V128H224ZM236 130H234L233 129ZM240 127V128H239ZM136 128H138L136 132L133 134L132 131L134 132L136 130ZM157 128V130H156ZM182 128V129H181ZM185 128V129H183ZM190 128H193L192 130ZM238 128V130H237ZM253 128V129H252ZM117 131H116V130ZM144 129V130H143ZM148 129V130H147ZM165 129V130H163ZM168 129V130H167ZM223 129V130H222ZM230 129V130H229ZM242 129V130H240ZM244 129V130H243ZM248 129V130H247ZM131 130V131H130ZM139 130H141L139 132ZM172 132H171V131ZM175 130V131H174ZM191 130V131H190ZM222 130V131H221ZM101 131V133H100ZM129 131V132H128ZM148 131H150V133H148ZM156 131V132H155ZM157 131H158V134H160L161 132H168V133H173V137L172 135L166 133V137L170 136L168 139L165 138L164 141L166 140L168 144H166L165 142L162 141L163 138H161V140L159 138H157ZM183 131V132H182ZM185 131H188L187 133H185ZM190 131V132H189ZM220 131V132H219ZM227 131V132H225ZM257 131V132H256ZM144 132V133H143ZM222 132H224L222 134ZM232 132H236L234 134H232ZM238 132H239V136H240V139L237 137L238 136ZM111 135H110V134ZM153 133V134H152ZM185 133V134H184ZM190 133V134H189ZM244 133V134H243ZM122 134V135H121ZM132 134V135H130ZM152 134V135H150ZM187 134V135H186ZM189 134V135H188ZM218 134V136H217ZM222 134V135H221ZM233 136H232V135ZM236 134V136H234ZM106 135V136H107ZM129 135V136H128ZM136 135V138L135 136ZM140 135V136H139ZM150 135V136H149ZM155 139H154V137ZM156 135V136H155ZM217 137H216V136ZM230 135V136H229ZM105 136V137H106ZM114 136V137H113ZM134 138H133V137ZM142 136V137H141ZM147 136V137H146ZM149 136V137H148ZM183 136V137H182ZM186 138H185V137ZM191 136V137H190ZM221 136V137H219ZM225 136V137H224ZM228 136V137H226ZM248 138H247V137ZM130 137V138H129ZM132 137V138H131ZM142 139H141V138ZM153 137V138H152ZM219 137V138H218ZM224 137V138H223ZM234 137V138H233ZM256 137V138H255ZM138 138H140V140H138ZM147 142V145H146V142ZM148 138V140H147ZM159 140H157V139ZM188 138V139H187ZM217 138V139H216ZM226 138V139H225ZM228 138V139H227ZM232 138V139H231ZM252 138V139H251ZM258 138V139H257ZM108 139V140H107ZM126 139V141H125ZM137 139V140H136ZM150 139V140H149ZM181 142H180V140ZM220 139V140H218ZM242 139V140H241ZM248 139V140H246ZM257 139V140H256ZM117 140V141H116ZM120 140V141H118ZM133 140V141H132ZM230 140V141H229ZM246 140V142H245ZM109 141V142H108ZM113 141V142H112ZM125 141V142H124ZM142 141L144 143H142ZM154 141V142H153ZM155 141H157V143H155ZM159 141H161V143L164 145L166 144L169 145L168 147L172 146L173 147H178L180 152H172V156L174 155L175 157H167L165 158V156H160V158H157L159 157V155H157L156 153H153L152 152V147L155 145H159L161 143H159ZM171 141V142H170ZM218 141V142H217ZM229 143H228V142ZM241 141V142H240ZM257 141V142H256ZM112 142V143H111ZM120 142V143H119ZM135 142V143H134ZM140 144H143L142 145V148H139V143ZM174 142L176 143L174 145ZM187 144L185 145L184 144ZM226 142V143H225ZM234 142V143H233ZM244 142V143H243ZM252 142V143H250ZM263 142V143H261ZM123 143V144H122ZM127 143V144H126ZM131 143V144H130ZM138 145H137V144ZM154 144L152 146V144ZM159 143V144H158ZM171 143V145L169 144ZM182 143L184 144L182 146ZM250 143V144H249ZM120 146H119V145ZM129 144V145H128ZM133 144V145H132ZM161 144V145H162ZM179 144V145H178ZM215 144V145H214ZM224 144V145H223ZM114 145V146H112ZM116 145V147H115ZM122 145V146H121ZM125 145V146H124ZM135 145V146H134ZM162 145V146H163ZM214 145V146H213ZM252 145V146H251ZM100 146L102 147V144H100ZM99 147H97V149L99 150ZM117 146H118V150L119 148L120 149H123L121 150L122 153H124V155L120 152L119 154H117L119 151L117 150ZM138 146V149H136ZM146 148H145V147ZM152 146V147H151ZM165 145L163 146L164 148L166 147ZM180 146V147H179ZM186 146V147H185ZM188 146V147H187ZM212 146V148H211ZM232 146V147H231ZM235 146V147H234ZM239 146V147H238ZM125 147H127L125 149ZM130 147V148H129ZM132 147V148H131ZM135 147V149L133 150V148ZM150 147H151V150H150ZM249 147V148H248ZM183 148V149H182ZM215 148V149H214ZM221 148V149H220ZM103 149V148H102ZM115 149L117 150V153L115 151ZM130 151H129V150ZM140 149V150H139ZM142 149V150H141ZM146 149L148 152H152L151 154L148 152L146 153ZM211 149V151H210ZM214 149V150H212ZM224 149V150H223ZM232 149V150H231ZM143 150L145 152H143ZM185 150V151H184ZM223 150V151H222ZM230 150V151H229ZM240 150V151H239ZM259 150V151H258ZM114 151V152H113ZM135 151V152H134ZM175 151V150H174ZM182 151L183 154H182ZM216 151V152H215ZM222 151V152H221ZM229 151V152H228ZM127 152V153H126ZM139 152V154H138ZM214 152V153H213ZM108 153V152H107ZM116 155V158L117 157H120L121 161L120 162H116L115 161V154ZM132 153H134L132 155ZM184 153H186V155H184ZM208 153V155H207ZM210 153V154H209ZM109 153L108 154H105L110 155ZM122 154V155H121ZM136 154V155H135ZM141 154V155H140ZM146 154V156H145ZM178 154V155H177ZM188 154V155H187ZM257 154V155H256ZM100 154L96 153V156ZM119 155V156H118ZM193 155V156H192ZM248 155V156H247ZM110 155L109 158L112 157ZM122 156V157H121ZM128 156V157H127ZM131 156V157H130ZM142 156L144 158H142ZM152 156V157H151ZM223 156V157H222ZM250 156V158H249ZM124 157V158H123ZM127 157V158H126ZM135 157V158H134ZM137 157V158H136ZM164 157V159H163ZM186 157V158H184ZM189 157V158H188ZM197 157V158H195ZM207 157V158H206ZM231 157V159H230ZM255 157V158H254ZM130 161H129V159ZM171 158V159H170ZM195 158V159H193ZM108 159V158H107ZM118 159V158H117ZM116 159V160H117ZM126 159V160H125ZM148 159V160H147ZM153 159V160H152ZM155 159V160H154ZM158 159V160H157ZM178 159V161H177ZM233 159V160H232ZM239 159V160H238ZM250 159V160H249ZM258 159V160H257ZM110 160V159H109ZM136 160V161H135ZM139 160V161H138ZM145 160V161H144ZM147 160V161H146ZM160 160V161H159ZM168 160V162H167ZM201 160V159H200ZM205 160V162H204ZM207 160V161H206ZM232 160V161H231ZM253 160V161H252ZM99 161V160H98ZM97 163H100V165H102L105 161L110 163L108 160H105L104 162H98ZM119 161V160H117ZM132 161V162H131ZM150 164H149V162ZM180 161V162H179ZM194 161V163H193ZM197 161V162H196ZM212 161V162H211ZM217 161V162H216ZM228 163H227V162ZM130 162V163H129ZM152 165V163H154ZM167 162V163H165ZM184 164H183V163ZM196 162V163H195ZM234 164H233V163ZM249 162V163H248ZM121 163V165H120ZM124 163V164H123ZM189 163V164H188ZM195 166H197L198 169L194 168L192 165L193 164ZM224 163V164H223ZM230 163L232 165H230ZM238 163V164H237ZM253 163V164H252ZM256 163V165L254 166V164ZM130 164V165H128ZM166 164V165H165ZM182 164V166H181ZM212 164V165H211ZM217 166H215V165ZM221 166H220V165ZM224 168H222L223 166ZM227 164V165H225ZM236 164V165H235ZM246 164V165H244ZM249 164V165H248ZM263 164V165H262ZM99 165V164H98ZM122 165L124 167H122ZM126 165V166H125ZM135 165V166H134ZM149 165V166H148ZM160 165V166H159ZM187 165V166H186ZM204 165V166H203ZM206 165V166H205ZM97 166V165H96ZM152 166V169L151 167ZM156 166V167H155ZM186 166V168H185ZM189 166V167H188ZM214 166V167H212ZM228 166V167H227ZM234 167V169L232 167ZM238 166V167H236ZM244 166V167H243ZM251 166V167H250ZM254 166V167H253ZM261 166V167H260ZM138 167V169H137ZM149 167V168H148ZM184 167V169H183ZM227 167V168H226ZM246 167V169H245ZM249 169H248V168ZM258 167V168H257ZM140 168V169H139ZM188 168V169H187ZM208 168V169H207ZM230 168H232L233 172L230 170ZM243 168V169H241ZM149 169V170H148ZM163 169V170H162ZM168 169V170H167ZM222 169V170H221ZM235 169L237 171H235ZM245 169V170H244ZM126 170V171H127ZM251 170V172L249 171ZM255 170V171H254ZM167 171V172H166ZM137 172V173H136ZM140 172V173H139ZM232 172V173H231ZM236 172V173H235ZM148 173V174H147ZM164 174V175H163ZM167 174V175H166ZM170 175V176H169ZM249 175V176H248ZM142 176V177H141ZM213 176V177H212ZM223 176V177H222ZM241 176V177H240ZM248 176V177H247ZM145 177V178H144ZM226 177V178H225ZM244 177L246 178H253V183L252 185L250 184H247L245 185L246 183L244 182L243 185H241L240 189H239V186L240 185H237L236 184H239L241 183V181L243 180H246ZM123 178V179H122ZM261 178V179H260ZM150 181H149V180ZM207 179V180H206ZM223 179V180H222ZM242 179V180H241ZM123 180V181H122ZM196 180V181H195ZM233 180V181H232ZM240 180V181H238ZM183 181V182H182ZM192 181V182H191ZM217 183H215V182ZM229 181V182H227ZM149 182V183H148ZM226 182V183H225ZM255 182V183H254ZM204 183V184H203ZM210 183V184H209ZM214 183V184H213ZM160 184V185H159ZM201 184V185H200ZM203 184V185H202ZM212 184V185H211ZM227 184V185H226ZM258 184V186H257ZM208 185V186H207ZM223 185V186H222ZM225 185V186H224ZM244 185L246 188H244ZM216 188H215V187ZM229 188H228V187ZM225 187H226V193L229 194L230 196V199L231 201H229L230 199L226 198L227 200L225 201V203H223V200H220L218 201L215 197V194H217L216 192L220 191V190H225ZM235 187V189L233 188ZM237 187V188H236ZM213 188V189H212ZM221 188V189H220ZM223 188V189H222ZM260 190H259V189ZM122 189V190H121ZM215 189V191H214ZM218 191H217V190ZM228 189V190H227ZM237 189V190H236ZM239 189V190H238ZM261 190H263L261 192ZM200 191V192H199ZM233 191V192H232ZM236 191V193H235ZM118 192V193H117ZM123 192V193H122ZM125 192V193H124ZM127 192V193H126ZM140 192V193H139ZM171 192V193H170ZM241 192V193H240ZM244 192V193H243ZM240 193V194H239ZM117 194V195H116ZM122 194V195H121ZM124 194V195H123ZM234 194V195H233ZM250 194V195H249ZM131 195V196H130ZM110 196V198H109ZM242 196V197H241ZM258 196V197H257ZM112 197V198H111ZM122 197V198H121ZM188 197V198H187ZM235 197V199H234ZM124 198V199H123ZM233 198V199H232ZM122 199V200H121ZM141 199V201H140ZM183 199V200H182ZM255 199V200H254ZM113 200V201H112ZM178 200V201H177ZM261 200V201H260ZM218 201V202H216ZM248 201V202H247ZM250 201V202H249ZM257 201V202H256ZM108 202V203H107ZM123 202V203H122ZM220 202V204H219ZM227 202V203H226ZM263 202V203H262ZM122 203V204H121ZM132 203V204H131ZM140 203V204H139ZM237 203V204H236ZM139 204V205H138ZM145 204V205H144ZM233 204V205H232ZM243 204V205H242ZM263 204V205H262ZM107 205V206H106ZM111 205V206H109ZM232 205V206H231ZM236 205V206H235ZM238 205V206H237ZM109 206V207H108ZM140 206V207H139ZM166 206V207H165ZM246 206V207H245ZM121 209H120V208ZM146 207V208H145ZM157 207V208H156ZM248 207V208H247ZM262 207V209H261ZM254 208V209H253ZM256 208V209H255ZM120 209V210H119ZM251 209V210H250ZM122 210V211H121ZM141 210V211H139ZM143 210V211H142ZM159 210V211H158ZM167 210V211H166ZM170 210V211H169ZM180 212H179V211ZM95 211V212H96ZM105 211V212H104ZM130 211V212H129ZM132 211V212H131ZM176 211V212H175ZM193 211V212H192ZM127 212V213H126ZM143 212V213H142ZM171 212V213H170ZM183 212V213H182ZM252 212V213H251ZM113 213V214H112ZM136 213V214H135ZM251 213V215H250ZM262 213V214H261ZM119 214V215H118ZM157 216H156V215ZM185 214V215H184ZM232 214V215H231ZM246 214V215H245ZM254 214V215H253ZM257 214V215H256ZM113 215V216H112ZM126 217H124V216ZM244 215V217H243ZM256 215V216H255ZM104 216V219H102ZM123 216V217H122ZM255 216V217H254ZM259 216V217H258ZM106 217V218H105ZM119 217V218H118ZM121 217V218H120ZM130 217V218H129ZM243 217V218H242ZM248 217V218H246ZM46 218V219H47ZM115 218V219H114ZM119 220H118V219ZM169 218V219H168ZM173 218V219H172ZM236 218V219H235ZM252 218V219H251ZM62 219H65L62 220V222H66V220L68 221L69 219L68 218H62ZM117 219V220H116ZM173 222L172 225L174 224V227H172V232L170 237L169 236H165V226L166 224L168 225V220H170ZM256 219V220H255ZM258 219V220H257ZM160 220L164 221V222H159ZM236 220V221H235ZM252 220V221H251ZM45 221V219H44ZM159 222V224L161 223V227H157L154 223ZM180 221V223H179ZM186 221V222H185ZM48 222V223H47ZM52 222V223H50ZM62 222H58L60 225L62 224ZM114 222V223H113ZM117 222V223H115ZM122 222V223H121ZM129 224H128V223ZM153 222V223H152ZM170 222V221H169ZM177 222V223H176ZM103 223V224H102ZM120 223V224H119ZM136 223V224H135ZM105 224V225H104ZM108 224V225H107ZM116 226H114V225ZM154 224V225H153ZM45 225V226H44ZM97 225L100 227L98 228ZM104 225V226H103ZM111 227H110V226ZM163 225V226H162ZM180 225V226H179ZM186 225V226H185ZM51 226V227H50ZM55 226V227H54ZM102 226V227H101ZM107 226V227H106ZM114 226V227H112ZM122 226V227H121ZM157 228H156V227ZM97 227V228H96ZM116 227V228H115ZM137 227V228H136ZM143 227V228H142ZM148 227V228H147ZM180 227V228H179ZM184 227V228H183ZM251 227V228H250ZM258 227V228H257ZM58 228V229H57ZM104 228V229H103ZM107 228H109V230H107ZM133 228V229H132ZM136 228V229H135ZM140 228L142 230H140ZM145 228V229H144ZM146 228L148 229L146 232ZM159 228V229H158ZM162 228V229H161ZM57 229V232L56 230ZM106 229V230H105ZM116 229V231H115ZM134 231H132V230ZM141 232H144V233H141L139 232V230ZM175 229V230H174ZM195 229V230H194ZM80 230H83L81 231L80 233ZM103 230V231H102ZM114 232H113V231ZM120 230H122L121 232H119ZM144 230V231H143ZM50 231V230H49ZM86 231V232H84ZM141 233V235H139V233ZM163 231H164V234H163ZM177 231V232H176ZM252 231V232H251ZM63 232V231H62ZM93 232V233H92ZM94 232H96L94 234ZM123 232V233H122ZM179 232V233H178ZM77 235H76V234ZM104 233V234H103ZM106 233V234H105ZM149 235V237H147L146 235ZM183 235H182V234ZM188 233V234H187ZM56 234V235H55ZM79 234V235H78ZM91 234H94L91 236ZM135 234V235H134ZM139 236H138V235ZM161 234V235H160ZM193 234V235H192ZM72 235V236H71ZM84 235V236H83ZM91 236V238H89V236ZM110 235V236H109ZM118 235V236H117ZM145 235V236H144ZM164 235V236H163ZM177 235V236H176ZM74 236H76V238H74ZM107 236V237H106ZM130 236V237H129ZM163 236V237H162ZM176 236V237H175ZM60 237V238H59ZM63 237V238H62ZM68 237V238H67ZM72 237V238H71ZM85 237V238H83ZM93 237V238H92ZM98 237V238H97ZM106 237V238H105ZM112 237V238H111ZM162 237V238H161ZM55 238V239H54ZM65 238V239H64ZM164 238V239H163ZM166 238V239H165ZM206 238V239H205ZM44 239V241H43ZM57 239V240H56ZM81 239V240H78ZM94 239V241H93ZM130 239V240H129ZM174 239V240H173ZM46 240V241H45ZM83 240V241H82ZM86 240V241H85ZM171 242H169V241ZM63 242V244L61 242ZM98 241V242H97ZM115 241V242H114ZM121 241V242H120ZM168 241V242H167ZM187 241V242H186ZM193 241V242H192ZM74 242V243H73ZM91 242V243H89ZM111 242V243H110ZM173 242V243H172ZM66 243V245H65ZM67 243H68V249L70 248L69 246L71 247H75V252L70 250V252L68 250H63L64 248L67 247ZM76 243V244H75ZM80 244V245H77ZM86 243V244H85ZM166 243V244H165ZM171 243V244H170ZM85 244V245H84ZM124 244V245H123ZM156 244V245H155ZM37 245V247H36ZM42 245V246H41ZM60 245V246H58ZM61 245H65L66 247H62V248H59L61 247ZM96 245V246H95ZM122 245V246H121ZM126 245V246H125ZM165 245V246H164ZM177 245V246H176ZM58 246V247H57ZM87 246V247H86ZM176 246V247H174ZM80 250H79V248ZM88 247H92V249L88 248ZM96 247V248H95ZM108 247V248H107ZM162 247V248H161ZM165 247V248H164ZM170 247V248H169ZM25 248V247H24ZM51 248V249H50ZM128 248V249H127ZM181 248V249H180ZM183 248V249H182ZM33 249V250H32ZM67 249V248H66ZM89 249V251L87 250ZM133 249V250H132ZM173 249V250H172ZM58 250V251H56ZM62 253H65L66 255L70 256H66L65 254H63L64 256L66 257H63V256H60L61 252ZM84 250L85 252L83 253ZM95 250V251H94ZM99 250V251H98ZM106 250V251H105ZM179 252H177V251ZM184 250V251H183ZM64 251V252H63ZM68 251V253H67ZM81 251V252H79ZM91 251V252H90ZM94 251V252H93ZM124 251V252H123ZM136 251V252H135ZM93 252V253H92ZM103 252V253H102ZM76 253V255H74ZM109 255H108V254ZM86 254V256H84ZM102 254V255H101ZM135 254V255H134ZM178 254V255H177ZM88 255V256H87ZM94 255V256H93ZM37 256V257H36ZM53 256V257H52ZM59 256V257H58ZM113 256V257H112ZM138 256V257H137ZM20 257V258H19ZM33 257V258H32ZM39 257V258H38ZM64 258L63 261L61 258ZM106 257V258H105ZM123 257V258H122ZM76 258V259H74ZM85 258V259H84ZM97 258V259H96ZM108 258V259H107ZM137 258V259H136ZM168 258V259H167ZM49 259V260H48ZM82 259V260H81ZM84 259V260H83ZM76 260V261H75ZM89 260V261H88ZM179 260V261H178ZM75 262V263H74ZM102 262V263H101ZM111 262V263H110ZM152 262V263H151ZM166 262V263H165Z\"/></svg>",
  "mask_w": 264,
  "mask_h": 264
}]
</instances>
